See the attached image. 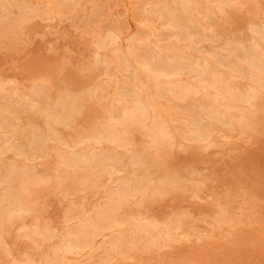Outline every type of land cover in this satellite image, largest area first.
<instances>
[{
    "label": "rangeland",
    "instance_id": "obj_1",
    "mask_svg": "<svg viewBox=\"0 0 264 264\" xmlns=\"http://www.w3.org/2000/svg\"><path fill=\"white\" fill-rule=\"evenodd\" d=\"M6 1V2H5ZM0 0V112L4 115L0 117V264H264V107L259 111L254 107L260 104L263 106L264 97L258 99L254 105L244 104L252 110L253 115L248 121L246 127L241 124L237 126L225 127L217 125L210 130L206 138L194 139L190 132L191 122L189 120L188 110L203 116V123L209 126L212 121L206 117L205 108L208 106L220 109V113L232 115L241 118V113L236 108H228L223 103V94L218 91L217 87H212L208 82L196 75L197 64L202 60L208 59L210 67L225 78V84L233 86L234 89H245L251 86L248 77L239 74L231 67L232 65L244 64L242 61L243 53L241 50L226 51L223 48V41L226 38L235 40L248 39L253 31L255 24L264 22V0H227L218 6L216 0H195L192 4V10L188 16L199 21L200 25L207 28V32L214 34L213 39L199 37L184 38L182 34L177 36L175 30L166 22L163 15L156 11L157 5L161 2L170 0ZM43 3H42V2ZM58 1V2H57ZM70 1V2H69ZM78 1V2H77ZM97 1V2H96ZM101 1V2H100ZM118 1V2H117ZM137 1V2H136ZM149 1V2H148ZM233 1V2H232ZM252 1V2H251ZM11 2V3H10ZM13 2V4H12ZM16 2V3H15ZM28 4H27V3ZM34 2V3H33ZM41 2V4H40ZM72 2V4H70ZM100 2V3H99ZM103 2V4H102ZM133 2H135L133 4ZM154 2V3H153ZM157 2V3H156ZM205 2V4H204ZM208 2V4H207ZM213 2V4L210 3ZM236 2V3H234ZM239 2V4H238ZM243 2V3H242ZM256 2V3H255ZM259 2V3H258ZM2 3V4H1ZM4 3V4H3ZM57 3V4H56ZM65 3V4H64ZM68 3V4H66ZM99 3V4H97ZM119 3V4H118ZM125 3V4H124ZM131 5H130V4ZM150 3V4H149ZM22 4V5H21ZM38 4V5H37ZM39 4L41 6H39ZM43 4V6H42ZM50 4V5H49ZM54 4V5H53ZM59 4V5H58ZM64 4V5H63ZM91 4V5H90ZM103 6H101V5ZM136 4V5H135ZM203 4L206 6L202 8ZM230 4V5H229ZM258 4V5H257ZM260 4V5H259ZM47 5V6H46ZM66 5V6H65ZM97 5V6H96ZM154 5V6H153ZM210 5V6H209ZM226 8H225V6ZM234 8H231V6ZM244 5V6H243ZM248 5V6H246ZM25 6V7H24ZM32 6V7H31ZM37 6V7H36ZM65 6V7H64ZM71 6V7H67ZM88 6V7H87ZM90 6V7H89ZM94 6V7H92ZM124 6V7H123ZM129 6V7H127ZM135 6V8H132ZM137 6V7H136ZM194 6V8H193ZM208 6V7H207ZM224 6V7H223ZM237 6V7H236ZM258 6V7H256ZM261 6V7H260ZM21 10H20V8ZM34 7V8H33ZM39 7V8H38ZM46 9H44V8ZM53 7V8H52ZM81 7V8H80ZM97 7H99L97 9ZM120 7V9H119ZM140 7V8H139ZM144 7V9L142 8ZM245 9H244V8ZM19 10H18V9ZM72 8V9H70ZM95 8V10H93ZM129 8V9H128ZM131 8V10H130ZM225 8V9H224ZM236 8V9H235ZM241 8V9H240ZM249 8V9H247ZM256 8V9H255ZM12 11H11V10ZM23 9V11H22ZM39 9V10H38ZM51 9V10H50ZM59 9V10H58ZM67 9V11H65ZM71 11H70V10ZM74 9V10H73ZM81 9V11H80ZM100 9V10H99ZM108 9V10H107ZM126 9V11H125ZM139 9V11H138ZM149 9V11L147 10ZM151 9V10H150ZM200 9V11L198 10ZM207 9L211 12L210 17L206 18L202 13ZM216 9V10H215ZM221 11H219V10ZM224 9V10H223ZM240 9V10H239ZM34 10V11H32ZM93 10V11H92ZM98 10V11H97ZM120 10V11H119ZM129 10V11H128ZM197 10V12H196ZM204 10V11H203ZM213 10V11H212ZM249 10V12L247 11ZM259 10V11H258ZM263 10V11H262ZM19 11V12H17ZM77 11L80 13H77ZM86 11V13H85ZM134 11V12H132ZM151 11V12H150ZM153 11V12H152ZM195 11V12H194ZM215 11V12H214ZM229 11V12H228ZM234 11V12H233ZM262 11V12H261ZM12 12V13H11ZM24 12V13H23ZM39 12V13H38ZM47 12V14H46ZM65 12V13H64ZM128 12V13H127ZM131 12V13H130ZM199 12V13H198ZM222 14H221V13ZM226 12V13H225ZM228 12V13H227ZM237 12V13H236ZM244 12V13H242ZM34 13V14H33ZM94 13V14H93ZM126 13V15L124 14ZM133 13V14H132ZM148 13V14H147ZM152 13V14H151ZM158 13V14H157ZM196 13V14H195ZM198 13V14H197ZM235 13V14H234ZM16 14V15H14ZM21 14V15H20ZM33 14V15H32ZM59 14V15H58ZM93 14V16H92ZM156 14L158 16H156ZM194 14V15H192ZM228 14V15H226ZM256 14V15H255ZM261 14V15H260ZM12 15V16H11ZM20 15V16H19ZM35 15L37 17H35ZM65 15V16H64ZM91 15V16H89ZM95 15V16H94ZM160 15V17H159ZM192 15V16H191ZM196 15V16H195ZM226 15V16H225ZM254 15V16H253ZM31 16V17H30ZM53 16V17H52ZM59 16V17H57ZM72 16V17H71ZM97 16V17H96ZM124 16V17H122ZM126 16V17H125ZM145 16V17H144ZM224 16V17H223ZM229 16V17H228ZM233 16V17H232ZM263 16V17H262ZM32 17H34L32 19ZM40 17V18H39ZM44 17V18H42ZM75 17V18H74ZM95 17V18H94ZM102 17V19H100ZM119 17V18H118ZM144 17V18H143ZM157 17V18H156ZM159 17V18H158ZM217 17V18H216ZM222 17V19H221ZM237 17V18H236ZM255 17V18H254ZM259 17V18H258ZM262 17V18H261ZM57 18V20H55ZM66 18V19H65ZM73 18V19H72ZM129 18V19H128ZM132 18V19H131ZM214 18V19H213ZM229 18V19H228ZM10 19V20H9ZM12 19V20H11ZM27 19V20H26ZM31 19V20H30ZM36 19V21H35ZM44 19V21H43ZM45 19H49L45 22ZM52 19V20H51ZM64 19V20H63ZM72 19V20H71ZM83 19V20H82ZM144 19V20H142ZM209 19V20H208ZM218 19V20H217ZM233 19V20H231ZM238 19V20H237ZM6 20H9L8 23ZM19 22H18V21ZM26 20V21H25ZM89 20V21H88ZM133 20V21H132ZM148 20V21H147ZM157 20V21H156ZM162 20V21H161ZM212 20V21H211ZM222 20V21H221ZM227 20V22H226ZM17 21V22H16ZM25 21V22H24ZM62 21V23H61ZM82 21L84 22L82 23ZM88 21V22H87ZM92 21V22H90ZM111 23H109V22ZM156 21V22H154ZM159 21V22H158ZM162 23H161V22ZM212 23H211V22ZM234 21V22H233ZM249 21V22H248ZM13 22V23H10ZM31 22V23H29ZM53 22V23H52ZM105 22V24L103 23ZM127 22V23H126ZM130 22V23H129ZM164 22V23H163ZM219 22H222L221 24ZM42 25H41V24ZM49 23V24H48ZM108 23V24H106ZM155 25L152 26V24ZM206 23V24H205ZM215 23V24H214ZM227 23V24H226ZM239 23V24H238ZM241 23V24H240ZM11 24V25H10ZM22 24V25H21ZM125 24V25H124ZM146 24V25H145ZM209 24V26H208ZM231 24V26H230ZM10 25V26H8ZM16 25V26H15ZM38 25V26H37ZM62 25H64L62 27ZM85 25V26H84ZM102 25H104L102 27ZM109 25V26H108ZM119 25V26H118ZM205 25V26H204ZM213 25V26H212ZM249 25V26H248ZM253 25V26H252ZM5 26V27H4ZM53 26V27H52ZM58 26V27H57ZM60 26V27H59ZM82 26V27H81ZM98 26V27H97ZM114 26V27H113ZM156 26V27H155ZM165 26V27H164ZM208 26V27H206ZM224 26V27H223ZM239 26V27H238ZM34 27V28H33ZM44 27V28H43ZM50 27V28H49ZM66 27V28H65ZM81 27V28H79ZM117 27V28H116ZM125 27V28H124ZM210 27V28H209ZM226 27V28H225ZM15 28V29H14ZM19 28L20 31L17 29ZM21 28V29H20ZM23 28V29H22ZM91 28V29H90ZM137 28V29H136ZM156 28V29H155ZM228 28V30H227ZM232 28V30H231ZM238 28V29H237ZM2 29V30H1ZM48 29V31H47ZM56 29V30H55ZM76 29V30H75ZM81 29V30H79ZM109 29V31H108ZM168 31H167V30ZM171 29V30H170ZM213 31H212V30ZM235 29V30H234ZM242 29V30H241ZM248 29V30H246ZM26 32H25V31ZM33 30V33H31ZM55 30V31H54ZM58 30V31H57ZM75 30V31H74ZM95 30V31H93ZM100 30V31H99ZM145 30V31H144ZM154 30V31H153ZM161 30V31H160ZM170 30V31H169ZM230 30V31H229ZM51 31V32H50ZM55 33H54V32ZM86 31V33H85ZM99 31V32H98ZM239 31V32H238ZM241 31V33H240ZM9 34H8V33ZM21 32V33H20ZM61 32V33H60ZM82 32V33H81ZM104 32V33H103ZM107 32V33H106ZM110 32V33H109ZM160 32V35H159ZM171 32V33H169ZM215 32V33H214ZM217 32V33H216ZM223 32V33H222ZM231 32V33H229ZM234 32V36H233ZM244 32V33H243ZM7 33V34H6ZM16 33V34H15ZM66 33V34H65ZM114 34V38H108L109 34ZM128 33V34H127ZM158 33V34H157ZM163 33V34H162ZM167 33V34H166ZM226 38L224 37V34ZM227 33V34H226ZM229 33V35H228ZM12 34V35H11ZM18 34V35H17ZM30 34V35H29ZM42 34V35H41ZM47 36H46V35ZM57 34V35H56ZM117 34V35H116ZM141 34V35H140ZM145 34V36H143ZM232 34V36H231ZM240 34V35H239ZM248 34V35H247ZM23 35V36H22ZM35 35V36H34ZM66 35V36H65ZM106 35V36H105ZM162 35V36H161ZM168 35V38L166 37ZM172 35V36H169ZM175 35V36H174ZM219 35V36H217ZM108 36V37H107ZM159 36V37H158ZM244 36V37H241ZM15 37V38H13ZM20 37V38H19ZM62 37V38H60ZM71 37V39H70ZM98 37V38H97ZM138 37V38H137ZM158 37V38H157ZM172 37V38H171ZM181 37V38H180ZM219 37V38H218ZM221 37V38H220ZM236 37V38H235ZM246 37V38H245ZM2 38V39H1ZM19 40H18V39ZM33 38V39H32ZM167 38V40H165ZM219 40H216V39ZM10 39V40H9ZM12 39V40H11ZM18 40L15 42V40ZM24 39V41H23ZM31 39V40H30ZM43 39V40H42ZM96 39V40H95ZM100 39H104L102 42ZM118 39V40H117ZM131 39V40H130ZM147 39V40H146ZM159 39V40H158ZM161 39V40H160ZM179 39V40H178ZM185 39V40H184ZM223 39V40H221ZM21 40V41H20ZM30 40V41H29ZM94 40V41H93ZM115 40V41H114ZM207 40V41H206ZM211 40V41H210ZM212 40H214L212 42ZM7 41V42H6ZM10 41V43H9ZM29 41V42H28ZM53 41V42H52ZM97 41V42H96ZM109 43H108V42ZM132 41V42H131ZM135 41V42H134ZM142 41V42H141ZM173 41V42H172ZM176 41V42H175ZM178 41V42H177ZM180 41V42H179ZM217 41V42H216ZM219 41V43H218ZM13 42V43H12ZM45 42V43H44ZM49 42V44H48ZM56 42V43H55ZM118 42V43H117ZM141 42V43H140ZM148 42V43H147ZM150 42V43H149ZM152 42V43H151ZM192 42V45H191ZM200 42V43H199ZM204 42V44L202 43ZM206 42V43H205ZM215 42V43H214ZM222 42V43H221ZM5 43V45H4ZM22 45V46H20ZM33 43V44H32ZM99 43V44H98ZM100 43H103L102 45ZM105 43V44H104ZM208 43V44H207ZM210 43V44H209ZM217 43V45H216ZM8 44V49L6 45ZM13 44L14 46L10 45ZM18 44V45H15ZM25 44V46H24ZM64 44V46H63ZM147 44V45H146ZM149 44V45H148ZM186 44V46H185ZM45 45V46H44ZM51 45V46H50ZM161 45V46H160ZM194 45H197L194 47ZM203 45V46H202ZM208 45V46H207ZM220 45V46H219ZM5 46V47H4ZM12 46V47H11ZM66 46V47H65ZM100 48H99V47ZM103 46V47H102ZM146 46V47H145ZM149 48H148V47ZM152 49H151V47ZM154 46V47H153ZM170 46V47H169ZM190 46V48H189ZM207 46V47H206ZM212 46V48H211ZM217 46V47H216ZM4 47V48H3ZM24 47V48H23ZM57 47V48H56ZM64 47V48H63ZM136 47V48H135ZM139 47V48H138ZM180 47V48H179ZM188 47V48H187ZM193 47V48H192ZM201 47V48H200ZM14 48V49H13ZM18 48L20 50H18ZM48 48V49H46ZM63 48V49H62ZM69 48V49H68ZM94 48V49H93ZM114 48V49H113ZM168 48V49H166ZM200 48V49H199ZM206 48V49H205ZM28 49V50H27ZM40 49V50H39ZM56 49V50H55ZM119 49V50H118ZM142 49V50H140ZM147 49V51H146ZM155 49V50H154ZM160 49V50H159ZM205 49V50H204ZM209 49V51H208ZM217 51H216V50ZM223 49V50H222ZM12 50V51H11ZM18 50V51H16ZM49 50V51H47ZM68 50V51H67ZM70 50V51H69ZM100 50V51H99ZM206 51V52H203ZM211 50V51H210ZM220 50V51H219ZM6 51V52H5ZM21 51V52H20ZM27 51V52H26ZM35 51V52H34ZM37 51V52H36ZM63 51H65L63 53ZM74 51V52H73ZM102 51V52H101ZM106 51V52H105ZM120 51V52H119ZM135 51V53H134ZM150 51V52H149ZM152 51V52H151ZM155 51V52H154ZM158 51V53H157ZM161 51V52H160ZM167 51V52H166ZM213 51V52H212ZM24 52H26L24 54ZM42 52V53H41ZM45 52V53H44ZM49 52V53H46ZM56 52V53H55ZM118 52V53H117ZM137 52V53H136ZM208 52V53H207ZM236 52V53H235ZM6 53V55H5ZM8 53V54H7ZM14 54V56L12 54ZM72 53V54H71ZM96 55H94V54ZM98 53V55H97ZM114 53V54H112ZM144 53V55H143ZM146 53V55H145ZM151 54V56L149 55ZM161 53V54H160ZM164 53V54H163ZM211 53L220 54L226 62L220 63L215 60ZM230 53V54H229ZM238 53V55H237ZM242 53V54H241ZM24 54V55H23ZM50 54V55H49ZM55 54V55H54ZM59 54V55H58ZM72 55L69 56V55ZM171 54V56H170ZM204 54V55H203ZM234 54V55H233ZM17 55V56H15ZM47 55V56H46ZM66 55V56H65ZM77 55V56H76ZM127 55V56H126ZM133 55V56H132ZM140 55L141 58H140ZM155 55H161L157 57ZM169 55L170 57H168ZM178 55V56H177ZM183 55V56H182ZM13 56V57H12ZM92 56V57H91ZM95 56V57H93ZM149 56V57H148ZM177 56L184 59L187 65L181 73L171 76L163 74L168 61ZM194 56V57H193ZM203 56V57H202ZM38 57V58H37ZM59 57V58H58ZM75 57V59H74ZM89 57V58H88ZM114 57V58H113ZM128 57V58H127ZM154 58V68L146 67V61ZM157 57V58H156ZM183 57V58H182ZM239 57V58H237ZM5 58V59H4ZM30 58V59H29ZM52 58V60H51ZM102 58V59H101ZM104 58V59H103ZM138 58V59H137ZM161 58V59H160ZM189 58V59H188ZM198 58V62L195 61ZM229 58V59H228ZM235 58V59H234ZM10 59V60H9ZM14 59V60H12ZM40 59V60H39ZM64 59V60H63ZM95 59V60H94ZM136 59V60H135ZM160 61H159V60ZM166 59V60H163ZM168 59V61H167ZM7 60V61H6ZM80 60V61H79ZM82 60V61H81ZM85 62H84V61ZM93 60V61H92ZM97 60V62H96ZM106 60V61H105ZM109 60V61H108ZM111 60V61H110ZM127 60V61H125ZM143 60V61H142ZM188 60V61H187ZM200 60V61H199ZM234 60V61H233ZM236 60V61H235ZM19 61V62H18ZM67 61V62H65ZM79 61V62H78ZM122 61V62H120ZM138 61V63L136 62ZM187 61V63H186ZM5 62V63H4ZM40 62V63H39ZM70 62V64L68 63ZM78 62V63H77ZM92 62V63H91ZM94 62V63H93ZM101 62V63H99ZM108 62V63H106ZM145 62V63H144ZM157 62V63H156ZM159 62V64H158ZM191 65H190V63ZM196 62V63H195ZM212 62V63H211ZM234 62V63H233ZM18 63V64H17ZM66 63V64H65ZM72 63V64H71ZM81 65H80V64ZM87 63V65H86ZM90 63L91 65H89ZM98 63V64H97ZM105 63V64H104ZM113 63V64H112ZM118 63V64H117ZM141 63V64H140ZM167 63V64H166ZM229 63V64H227ZM7 64V65H6ZM26 64V65H25ZM38 64V65H37ZM74 64V65H73ZM76 64V66H75ZM101 64V65H100ZM135 64V65H133ZM140 64V65H139ZM190 67H189V65ZM218 67L215 69V67ZM226 64V65H225ZM242 64V65H243ZM31 65V67H30ZM58 65V66H57ZM64 65V66H63ZM95 65V66H94ZM119 65V66H118ZM224 65V66H223ZM4 66V67H3ZM13 66V67H12ZM17 66V67H16ZM61 66V69H60ZM84 66V67H83ZM121 66V67H120ZM126 66V67H125ZM128 66V67H127ZM133 66V67H132ZM138 66V67H136ZM143 66V67H142ZM156 66V67H155ZM163 66V68H162ZM168 66V65H167ZM195 66V67H194ZM22 67V68H21ZM50 67V68H49ZM57 67V68H55ZM65 69H63V68ZM79 67V68H78ZM86 67V68H85ZM94 67V68H93ZM103 67V68H102ZM107 71H105V69ZM107 67V68H106ZM115 67V68H114ZM124 67V68H123ZM192 67V68H191ZM194 67V69H193ZM214 67V68H213ZM229 67V68H228ZM24 68V69H23ZM28 68V69H27ZM78 68V69H77ZM99 68V69H98ZM113 68V69H111ZM119 68V69H118ZM123 68V69H122ZM126 68V69H125ZM139 68V69H138ZM162 68V69H160ZM46 69V70H45ZM51 72H47L48 70ZM55 69V70H53ZM70 69V72H69ZM77 69V70H76ZM80 69V70H79ZM115 69V70H114ZM130 69V70H129ZM150 69V70H149ZM218 69V70H217ZM220 69V70H219ZM229 71H227V70ZM7 70V71H6ZM17 70V71H15ZM60 70V71H59ZM66 70L65 72L62 71ZM92 70V71H91ZM94 70V72H93ZM103 70V71H102ZM121 70V71H120ZM124 70V71H123ZM140 70V71H139ZM153 72H152V71ZM158 72H157V71ZM162 72H161V71ZM188 70V71H187ZM26 71V72H25ZM80 71V72H79ZM84 71V72H83ZM115 71V72H114ZM123 71V72H122ZM187 73H186V72ZM192 71V72H191ZM223 71V73H222ZM5 72V73H4ZM7 72V73H6ZM18 72V73H17ZM29 72V73H28ZM77 72V73H76ZM96 72V73H95ZM98 72V73H97ZM110 72V73H109ZM136 72V73H135ZM146 74H145V73ZM184 72V74H182ZM194 72V74H192ZM221 72V73H220ZM11 73V74H10ZM13 73V74H12ZM23 73V74H22ZM27 73V74H25ZM33 73V74H32ZM81 73V74H80ZM86 73V74H85ZM103 73V74H102ZM128 73V75H126ZM227 73V75H225ZM231 75H230V74ZM236 73V74H235ZM238 73V74H237ZM37 74V75H36ZM76 74V75H75ZM117 74V75H116ZM124 74V75H123ZM132 76H131V75ZM145 74V75H144ZM192 74V75H191ZM15 75V76H14ZM28 75V76H27ZM48 75V77H46ZM50 75V76H49ZM52 75V77H51ZM58 75V76H57ZM63 75V76H62ZM116 75V77H114ZM157 80L153 77L157 76ZM165 75V76H164ZM191 75V76H189ZM37 76V77H36ZM66 76V77H65ZM88 76V77H86ZM100 76V77H99ZM105 76V77H104ZM110 78H109V77ZM119 76V77H117ZM124 76V77H123ZM127 76V77H126ZM145 78H143V77ZM151 76V77H150ZM160 76V77H159ZM227 76V77H226ZM232 76V79H231ZM2 77V78H1ZM8 78V80L6 79ZM12 77V78H11ZM46 77V78H45ZM97 77V79H95ZM104 77V78H103ZM126 77V78H125ZM134 77L133 79H131ZM148 77V78H147ZM198 77V78H197ZM236 77V78H235ZM5 78V79H4ZM16 78V79H15ZM34 80H33V79ZM50 78V79H49ZM55 78V79H54ZM75 78V79H73ZM79 78V79H78ZM93 78V79H92ZM103 78V79H102ZM113 78V79H112ZM117 78V79H116ZM121 78V79H120ZM136 78V79H135ZM140 78H142V81ZM162 78V79H161ZM165 78V81H164ZM169 78V79H168ZM176 78V79H175ZM2 79V80H1ZM14 79V80H13ZM102 79V80H100ZM127 79V80H126ZM172 79V80H171ZM186 81H185V80ZM191 79V80H190ZM200 79V80H199ZM231 79V80H230ZM42 80V81H41ZM47 80V81H45ZM75 80V81H74ZM77 80V81H76ZM94 80V82H93ZM99 80V81H98ZM112 80V81H111ZM132 80V81H131ZM141 80V82H140ZM147 80V81H146ZM155 80V81H154ZM161 82L159 83L158 81ZM176 80L185 85H197L196 93H191L183 100L168 96L170 102L177 104L169 105V100L161 97L158 93L160 85L165 91L167 86ZM228 80V81H227ZM32 81V83L30 82ZM50 81V82H49ZM63 81V82H62ZM66 82V84L64 83ZM91 81V82H90ZM116 81V82H115ZM122 81V82H121ZM200 81V82H198ZM232 81V82H231ZM2 82V83H1ZM7 82V83H5ZM37 82V83H36ZM39 82V83H38ZM46 82V83H45ZM97 82V84H96ZM99 82V84H98ZM126 82V83H125ZM171 82V83H170ZM191 82V83H190ZM229 84H228V83ZM31 83V84H30ZM39 84L34 85V84ZM41 83V84H40ZM107 85H106V84ZM135 84L141 90L142 97L146 101L153 100L155 107L150 110V116L161 118L166 121L169 134L164 137L160 148H156L148 143L145 135L141 130L133 128L129 134L133 138L132 144H113L111 142H96L94 140H85L88 135L96 133L102 127L107 125L111 116L122 114L126 107L133 105L131 98L120 93L119 87ZM144 83L146 85H144ZM157 83V85H156ZM159 83V84H158ZM204 83V85L202 84ZM248 83V84H247ZM4 84V85H3ZM51 84V85H49ZM53 84V85H52ZM69 84V85H67ZM86 84V85H85ZM109 84V85H108ZM120 84V85H119ZM207 84V85H206ZM233 84V85H232ZM236 84V85H234ZM8 85V86H7ZM32 85V86H31ZM47 85V86H46ZM90 85V86H89ZM96 85V86H95ZM155 85V86H154ZM7 86V88H6ZM29 86H31L30 89ZM35 86V87H34ZM50 86V87H49ZM70 86L71 90L70 91ZM76 86V87H75ZM80 88H79V87ZM102 86V87H101ZM105 86V88H104ZM115 86V87H114ZM159 86V87H158ZM166 86V87H165ZM168 86V87H169ZM202 86L204 88H202ZM211 86V87H210ZM245 86V87H244ZM28 87V88H27ZM37 87V88H36ZM47 87V88H46ZM55 87V88H54ZM58 89H57V88ZM90 87V88H89ZM108 87V88H107ZM157 87V88H156ZM209 87V88H208ZM244 87V88H243ZM19 88V89H18ZM24 88V89H23ZM46 88V89H45ZM89 88V89H86ZM118 88V89H117ZM207 88V89H206ZM214 88V89H213ZM14 89V91H13ZM16 89V90H15ZM28 89V90H27ZM44 89V90H42ZM77 89V90H76ZM85 92H84V90ZM95 89V90H94ZM158 89V90H157ZM12 90V91H11ZM27 90V91H26ZM36 90V92H35ZM39 90V92H38ZM61 90V91H60ZM91 90V92L89 91ZM116 90V91H115ZM202 90V92H201ZM204 90V93H203ZM214 92H213V91ZM216 90V91H215ZM68 91V92H67ZM76 91V92H75ZM80 91V92H77ZM206 91V92H205ZM209 91V92H208ZM212 91V93H210ZM31 92V93H30ZM60 92V93H59ZM63 94H62V93ZM75 92V93H73ZM88 92V93H87ZM95 92V94H94ZM99 92V93H98ZM104 92V93H103ZM151 92V93H149ZM208 92V93H207ZM216 92V94H215ZM219 92V93H218ZM13 93V94H12ZM15 93V94H14ZM36 93V94H35ZM40 93V95H39ZM43 93V94H42ZM72 95H71V94ZM78 93L80 95H78ZM102 93V95H101ZM114 93V94H113ZM117 93V94H116ZM203 93V94H202ZM10 94V96H9ZM12 94V95H11ZM25 94V95H24ZM28 94V95H27ZM35 96H33V95ZM67 94V95H66ZM89 94V95H88ZM94 94V96H93ZM98 94L97 96H95ZM122 94V95H120ZM150 94V95H149ZM152 94V95H151ZM194 94V95H193ZM44 95V96H43ZM57 95V96H56ZM88 98H85L86 96ZM106 96L105 97H103ZM146 95V96H145ZM160 95V96H159ZM18 96V97H17ZM27 96V97H26ZM32 96V97H31ZM54 96V97H53ZM60 96V97H58ZM111 96V97H110ZM196 96V98H194ZM212 96V97H211ZM216 96V97H214ZM222 96V97H221ZM2 97V98H1ZM7 99H6V98ZM22 97V98H21ZM36 97V99H35ZM52 99H51V98ZM56 97V98H55ZM68 97V98H67ZM100 97V98H99ZM103 97V98H102ZM108 97V98H107ZM114 97V98H113ZM151 97V98H150ZM11 98V100H10ZM28 98V99H27ZM54 98V99H53ZM59 98V99H58ZM65 98V100H64ZM99 98V101H97ZM102 98V100H100ZM112 98V99H111ZM117 98V99H116ZM190 98V99H189ZM10 101H9V100ZM30 99V101H29ZM47 99V100H46ZM93 99V100H92ZM96 99V101H95ZM106 99V100H105ZM116 99V100H115ZM123 99V101L121 100ZM196 101H195V100ZM216 99V100H215ZM27 100V101H26ZM62 100V101H60ZM71 100V101H70ZM112 100V101H111ZM175 100V101H174ZM189 100V101H188ZM198 100V101H197ZM222 102H221V101ZM7 101V102H6ZM23 101V102H22ZM34 101V104H33ZM74 101L76 111L71 117L69 124L54 122L52 117H48L40 106L48 104L54 112H68V106ZM94 101V102H93ZM101 101V102H100ZM129 101V102H126ZM179 101V103H178ZM188 101V102H187ZM219 101V102H218ZM4 102V103H3ZM19 102V103H18ZM22 102V103H21ZM38 102V103H37ZM53 104H51V103ZM60 104H58V103ZM70 102V103H69ZM106 102L108 104H106ZM111 102V103H110ZM115 104H114V103ZM123 102V103H122ZM181 102L183 103L181 105ZM186 102V103H185ZM191 102V103H190ZM201 102V103H200ZM205 102V103H204ZM211 102V104H210ZM214 102V103H212ZM216 102V103H215ZM18 103V104H17ZM32 103V104H31ZM62 103V104H61ZM69 103V104H68ZM83 105L81 106V104ZM88 103V108L86 107ZM105 103V104H103ZM132 103V104H131ZM163 103V104H161ZM166 103V104H165ZM168 103V105H167ZM200 103V104H199ZM203 103V104H202ZM220 103V104H219ZM9 104V106H8ZM58 104V105H57ZM100 104V105H99ZM111 104V105H110ZM123 106H122V105ZM202 104V106H201ZM218 104V105H217ZM224 104V103H223ZM11 105V106H10ZM26 105V106H25ZM29 105V106H28ZM34 107H33V106ZM55 105V106H54ZM68 105V106H67ZM81 107H80V106ZM105 105V106H104ZM176 105V107H175ZM204 105H206L204 107ZM246 105V106H245ZM14 106V107H13ZM18 106V107H16ZM20 106V107H19ZM38 106V107H37ZM56 108H54V107ZM104 106V107H103ZM119 106V108H118ZM169 106V107H168ZM171 106V107H170ZM178 106V107H177ZM185 106V107H183ZM189 106V107H188ZM219 106V107H218ZM254 106V107H251ZM10 107V108H9ZM33 107V108H32ZM66 107V109H65ZM107 107V108H106ZM125 107V108H124ZM182 107V108H181ZM193 107V108H192ZM199 107V108H198ZM226 107V108H225ZM12 108V109H11ZM16 111H14V109ZM31 108V109H30ZM39 109V111L37 110ZM91 108V109H90ZM101 108V109H100ZM104 108V109H103ZM123 108V109H121ZM169 108V109H168ZM173 108V110H172ZM254 108V109H252ZM8 109V110H7ZM55 109V110H54ZM68 109V110H67ZM112 109V110H111ZM178 109V110H177ZM6 110V111H5ZM21 110V111H19ZM42 110V111H41ZM63 110V111H61ZM66 110V111H65ZM87 110V111H86ZM104 110V111H103ZM111 110V111H110ZM122 110V112H121ZM159 111L158 113L156 112ZM175 110V111H174ZM185 110V111H184ZM225 110V111H224ZM250 110V111H251ZM255 110V111H253ZM5 111V112H3ZM11 111V113H10ZM99 111V112H97ZM102 111V112H101ZM173 111V112H172ZM179 111V112H178ZM187 111V112H186ZM7 112V113H6ZM20 112V114H19ZM22 112L25 113L22 114ZM31 112V113H30ZM39 112V113H38ZM44 112V113H43ZM89 112V113H88ZM90 112H92L90 114ZM106 112V113H105ZM111 112V113H110ZM175 112V113H174ZM186 112V113H185ZM227 112V113H225ZM230 112V114H228ZM257 112V113H256ZM9 113V114H8ZM14 113V114H13ZM18 113V114H17ZM28 113V114H27ZM77 116H76V114ZM179 113V114H178ZM237 113V114H236ZM259 113V114H258ZM6 114L8 115L6 117ZM16 114V115H15ZM86 114V115H85ZM103 114V115H102ZM159 114V115H158ZM170 116H169V115ZM174 114V115H173ZM258 114V115H257ZM21 115V116H20ZM45 115V116H44ZM75 115V116H74ZM102 115V116H101ZM105 115V116H104ZM176 115V117H175ZM240 115V116H239ZM3 116V118H2ZM16 116V117H15ZM20 116V117H19ZM27 116V117H26ZM30 118H29V117ZM36 116V117H35ZM74 116V117H73ZM186 116V117H185ZM33 117V118H32ZM96 117V118H95ZM149 117L146 124L150 125L152 119ZM175 117V118H173ZM24 118V119H23ZM31 120L30 122L29 119ZM40 118V119H39ZM45 118V119H44ZM48 118V119H47ZM153 118V117H152ZM173 118V119H172ZM183 118V119H182ZM186 118V119H185ZM206 118V119H205ZM254 118V119H253ZM258 118V119H257ZM2 119V120H1ZM15 120L16 123L7 125V120ZM17 119V120H16ZM23 119V120H22ZM36 121H34V120ZM38 119V120H37ZM159 119V120H160ZM173 121H172V120ZM180 119V120H179ZM6 120V121H5ZM51 120V121H50ZM85 120V121H84ZM152 120V121H151ZM178 120V121H177ZM185 122H184V121ZM207 120V121H206ZM3 121V122H2ZM14 121V122H15ZM21 121V122H20ZM23 121V122H22ZM33 121V122H32ZM47 121V122H46ZM101 121V122H100ZM150 121V122H149ZM175 121V122H174ZM181 121V123H180ZM187 121V122H186ZM256 121V123H255ZM261 123H260V122ZM37 122V123H36ZM42 122V123H41ZM45 122V123H44ZM100 122V123H98ZM36 123V124H35ZM44 123V124H43ZM46 123L48 125H46ZM51 123V126H50ZM85 123V124H84ZM88 123V124H87ZM95 123V125H94ZM4 124V125H3ZM29 124V125H28ZM41 124V125H40ZM54 124V125H53ZM64 124V125H63ZM72 124V126H71ZM81 124V125H80ZM106 124V125H104ZM261 124V126H260ZM23 127H22V126ZM26 125V126H25ZM28 125V126H27ZM36 125V126H35ZM40 127H38V126ZM61 125V126H60ZM67 126V128L65 127ZM186 125V126H185ZM254 125V127H253ZM6 129H5V127ZM76 126V127H75ZM189 126V127H188ZM220 126V128H219ZM16 127V128H14ZM22 127V129H21ZM30 127V128H28ZM35 129H34V128ZM51 127V128H50ZM61 127V128H60ZM75 127V128H74ZM86 127V128H85ZM170 127V128H169ZM177 129H176V128ZM183 127V128H182ZM186 127V128H185ZM237 127V128H236ZM24 128V129H23ZM38 128V129H37ZM41 128V129H40ZM50 128V129H49ZM53 128V130H52ZM64 128V130H63ZM74 128V129H73ZM89 128V130L87 129ZM173 128V129H172ZM223 128V129H222ZM228 128V129H227ZM256 128V129H255ZM258 128V129H257ZM5 129V130H4ZM8 129V130H7ZM37 129V130H36ZM46 129V130H45ZM58 129V130H57ZM83 129V130H82ZM86 129V130H85ZM189 129V130H188ZM225 129V130H224ZM14 130V131H13ZM19 130V131H18ZM22 130V131H21ZM26 130V131H25ZM32 130V131H31ZM34 130V131H33ZM97 130V131H96ZM135 130V131H134ZM188 133H185V131ZM218 130V132H216ZM224 130V131H223ZM256 132H255V131ZM48 131V132H46ZM51 131V132H50ZM83 131V132H82ZM86 131V132H85ZM173 131V132H172ZM1 132H3L1 134ZM6 132V133H4ZM16 132V133H15ZM25 132V133H24ZM28 134H27V133ZM30 132V133H29ZM56 135H55V133ZM59 132V133H58ZM66 132V133H65ZM77 132V133H76ZM132 132V133H131ZM135 134H134V133ZM220 132V133H219ZM221 132L223 133L221 135ZM233 132V133H232ZM240 132V133H238ZM244 134H243V133ZM261 132V133H259ZM32 133V134H31ZM49 133V134H48ZM74 133V134H73ZM138 133V134H137ZM182 133V134H181ZM216 133V134H215ZM229 133V134H228ZM14 134V135H13ZM37 134V135H36ZM39 134V135H38ZM71 134V135H70ZM76 134V135H75ZM5 137H4V136ZM21 135V136H20ZM31 135V136H30ZM36 137H35V136ZM42 135V136H41ZM44 135V136H43ZM73 135H75L73 137ZM140 135V136H139ZM183 135H186L185 137ZM191 135V136H190ZM212 135V136H211ZM215 135V136H214ZM216 135H219L216 137ZM10 136V137H9ZM15 136V137H14ZM25 136V137H24ZM38 136V137H37ZM137 136V137H136ZM3 137V138H2ZM52 139L46 141V138ZM58 137V138H57ZM78 137V138H77ZM139 137V138H138ZM175 137V138H174ZM177 137V138H176ZM220 137V138H219ZM225 137V138H224ZM11 138V139H10ZM21 138V139H20ZM23 138V139H22ZM36 138V139H35ZM45 138V139H44ZM72 138V139H71ZM169 138V139H168ZM186 138V139H184ZM193 138V140H192ZM216 138V139H213ZM223 140H222V139ZM238 138V139H237ZM241 138V139H240ZM243 138V139H242ZM255 138V139H254ZM263 138V139H262ZM20 139V140H19ZM31 139V140H30ZM62 139V140H60ZM74 139V140H73ZM76 139V140H75ZM84 139V143L83 140ZM143 139V140H142ZM145 139V140H144ZM229 139V141H228ZM262 139V140H261ZM9 140L8 142H6ZM17 140V142H16ZM19 140V141H18ZM25 140V141H24ZM34 140V141H33ZM141 140V141H140ZM192 140V141H191ZM210 140V141H209ZM235 143H233L232 141ZM237 140V141H236ZM243 140V141H240ZM260 140V141H259ZM2 141V142H1ZM15 141V142H14ZM21 141V142H20ZM51 141V142H50ZM56 141V142H55ZM65 143H64V142ZM73 141V142H72ZM86 141V142H85ZM165 141V143H164ZM176 141L178 143H176ZM194 141V142H193ZM219 141V143H218ZM226 141V142H224ZM247 141V142H246ZM5 142V143H3ZM24 142H26L24 144ZM35 144H34V143ZM37 142V143H36ZM48 142V143H47ZM55 142V143H54ZM198 142V143H197ZM200 142V143H199ZM215 142V143H214ZM232 142V143H231ZM238 142V143H237ZM241 142V143H240ZM245 142V143H244ZM7 143V144H6ZM13 143V144H12ZM20 143V144H19ZM22 143V144H21ZM40 143V144H39ZM71 143V144H70ZM81 143V144H80ZM89 143V144H87ZM93 143V144H92ZM168 143V144H167ZM180 143V144H179ZM185 143V144H183ZM191 143V144H190ZM197 143V144H196ZM208 143V144H207ZM225 143V144H224ZM231 143V144H230ZM240 143V144H239ZM248 143V144H246ZM19 144V145H18ZM44 144V145H43ZM55 145L54 147H51ZM57 144V145H56ZM68 144V145H67ZM75 144V145H74ZM147 146H146V145ZM171 144V145H169ZM175 144V145H174ZM183 146H182V145ZM189 144V145H188ZM243 144V145H242ZM5 145V146H4ZM24 145V146H23ZM29 145V146H28ZM32 145V146H31ZM87 145V146H85ZM92 145V146H91ZM97 145V146H96ZM99 145V146H98ZM110 145V146H109ZM139 145V146H138ZM146 147L147 160L144 169H137V166L127 164L122 169L114 172L109 171L105 175H99L98 169L94 168L91 172L81 170V165L70 166L65 162L62 155L72 150H90L104 152H119L125 154H134L140 151L141 146ZM151 145V146H149ZM163 145V146H162ZM169 145V146H168ZM215 145V146H214ZM224 145V146H222ZM240 145V146H239ZM23 146V148L21 147ZM28 148H27V147ZM42 146V147H41ZM49 146V147H48ZM123 146V148H122ZM130 146V147H129ZM135 146V147H134ZM174 146V148H173ZM199 146V148H197ZM212 146V147H211ZM218 146V147H217ZM237 148H235V147ZM252 146L253 148H251ZM10 147V148H9ZM26 147V148H25ZM30 147V148H29ZM38 147V148H37ZM72 147V150H71ZM89 147V148H88ZM119 147V148H118ZM149 147V148H148ZM167 147V148H166ZM178 147V148H177ZM184 147V148H183ZM190 147V149H189ZM195 147V148H194ZM202 147V149H201ZM227 147L229 150H227ZM259 147V148H258ZM3 148V150L1 149ZM25 148V149H24ZM79 148V149H78ZM82 148V149H80ZM96 148V149H95ZM109 148V149H108ZM112 148V149H110ZM130 148L132 150H130ZM206 148V149H205ZM246 148V149H245ZM250 148V149H249ZM13 149V150H12ZM16 149V150H15ZM30 149V150H29ZM39 149V150H38ZM41 149V150H40ZM105 149V150H104ZM122 149V150H121ZM134 149V150H133ZM148 149V150H147ZM155 149V150H154ZM196 149L198 152H196ZM205 149V150H204ZM255 149V150H252ZM5 150V151H4ZM12 150V151H11ZM24 150V152H23ZM34 150V151H33ZM119 150V151H118ZM152 150V151H151ZM158 150V152L156 151ZM169 150V151H168ZM180 150V151H179ZM48 151V152H47ZM64 151V152H63ZM186 151V152H185ZM217 151V152H215ZM224 153H222V152ZM227 151V152H225ZM238 153H237V152ZM254 151V152H253ZM261 151V152H260ZM4 152V153H3ZM15 152V153H14ZM43 152V153H42ZM128 152V154H127ZM148 152V153H147ZM156 152V153H155ZM164 152V153H163ZM178 152V154H177ZM196 152V153H195ZM200 152V153H199ZM236 152V153H235ZM252 152V153H251ZM6 153V154H5ZM32 153V154H31ZM42 153V154H41ZM56 153V155H55ZM67 153V154H68ZM154 153V154H153ZM176 153V154H175ZM198 153V155H197ZM241 153V154H240ZM260 153V154H258ZM14 154V157H13ZM20 154V155H19ZM35 154V155H34ZM38 154V155H37ZM54 154V155H53ZM58 154V155H57ZM160 154V155H159ZM182 154V155H181ZM189 154V155H188ZM192 154V156H191ZM218 154V155H217ZM220 154V155H219ZM226 154V155H225ZM229 154V155H228ZM232 154V156H231ZM243 154V155H242ZM248 154V155H247ZM255 154V155H254ZM19 155V156H18ZM149 155V156H148ZM152 155V156H151ZM181 155V157H180ZM186 155V156H185ZM215 155V156H213ZM254 157H253V156ZM260 155V156H259ZM263 155V156H261ZM32 156V157H31ZM35 156V157H34ZM37 156V157H36ZM155 156V158H154ZM171 156V157H170ZM177 156V157H176ZM183 156V157H182ZM200 156V157H198ZM31 157V158H30ZM34 157V158H33ZM61 157V159L59 158ZM158 157V159H156ZM165 157V159H164ZM180 157V158H179ZM187 157V158H186ZM196 157V158H195ZM251 157V158H249ZM263 157V158H262ZM21 158V159H20ZM36 158V159H35ZM50 158V159H49ZM57 158V159H56ZM63 158V159H62ZM168 158V159H167ZM183 158V159H182ZM186 158V159H185ZM195 158V159H193ZM231 158V159H230ZM245 158V159H244ZM256 158V159H255ZM24 159V160H22ZM27 159V160H26ZM29 159V160H28ZM32 159V160H31ZM38 159V160H37ZM53 159V160H52ZM167 159V160H166ZM171 159V160H170ZM181 161H180V160ZM224 159V160H223ZM237 159V161H236ZM52 160V161H51ZM64 160V161H63ZM170 160V161H169ZM177 160V161H176ZM189 160V161H188ZM197 160V162H196ZM215 160V161H214ZM231 160V162H230ZM243 160V161H242ZM248 160V161H246ZM258 160V161H257ZM38 163L36 164L35 163ZM43 161V162H42ZM59 161V162H58ZM193 161V162H192ZM222 161V162H221ZM226 163H225V162ZM252 161V162H251ZM257 161V163H256ZM58 162V163H57ZM166 162V163H165ZM181 162V163H180ZM192 162V163H191ZM202 162V163H201ZM228 162V163H227ZM234 162V163H232ZM251 162V163H250ZM52 163V164H51ZM63 163V165H62ZM150 163V164H149ZM162 163V164H161ZM173 163V164H172ZM196 163V164H195ZM28 164V165H27ZM34 164V165H33ZM40 164V165H39ZM54 164V165H53ZM156 164V165H155ZM165 164V165H164ZM178 164V165H177ZM183 164V165H182ZM185 164V165H184ZM225 164V165H224ZM240 164V165H239ZM10 165V166H9ZM15 165V166H14ZM26 165V168H25ZM52 165V166H50ZM173 165V166H172ZM238 165V166H237ZM249 165V166H248ZM263 167H262V166ZM21 166V167H20ZM50 166V167H49ZM54 166V167H53ZM63 168H62V167ZM77 166V167H76ZM80 166V168H78ZM168 166V167H167ZM232 166V167H231ZM235 166V167H234ZM241 166V167H240ZM6 167V168H5ZM32 167V168H30ZM34 167V168H33ZM36 167V168H35ZM49 167V169H48ZM67 167V169L65 168ZM131 167V168H130ZM176 167V168H175ZM179 167V168H178ZM183 167V169H182ZM191 167V169H190ZM221 167V168H220ZM226 167V168H225ZM13 168V170H12ZM30 169L41 180L29 185L23 189V180L26 176L22 171ZM53 168V170H52ZM130 168V169H129ZM164 168V169H163ZM193 168V169H192ZM195 168V169H194ZM228 168V169H227ZM239 168V169H238ZM260 168V169H259ZM20 169V170H19ZM24 169V170H23ZM57 172H56V170ZM126 169V170H125ZM175 169V170H174ZM201 169V170H200ZM222 169V171H221ZM231 169V170H230ZM233 169V171H232ZM18 170L19 177L14 174ZM123 172H122V171ZM141 170V171H140ZM148 170V171H147ZM179 171V172H176ZM186 170V171H185ZM192 170V171H191ZM228 170V171H227ZM251 170H253L251 172ZM9 171V172H7ZM80 171V173L78 172ZM83 171V172H82ZM129 171V172H128ZM135 171V172H133ZM153 171V172H151ZM159 173H158V172ZM197 173H195V172ZM201 171V172H200ZM226 171V172H225ZM231 171V172H230ZM237 171V172H236ZM7 172V173H6ZM11 172V174H9ZM43 172V173H42ZM68 172V173H67ZM73 172V173H72ZM120 172V173H119ZM149 172V173H148ZM216 172L218 174H216ZM222 172V173H221ZM67 173V174H66ZM70 173V174H69ZM74 173H78L81 179L72 178ZM110 173V174H109ZM123 175H122V174ZM143 173V174H142ZM158 173V174H157ZM177 173V174H176ZM207 173V174H206ZM212 173V175H210ZM225 173V174H224ZM46 174V175H45ZM76 174V175H78ZM97 174V176H96ZM130 174V175H129ZM141 178L140 179V175ZM150 174V175H149ZM182 174V175H181ZM183 174L185 176H183ZM191 174V175H187ZM202 174V175H201ZM224 174V175H223ZM44 175V176H43ZM51 175V176H50ZM70 175V176H68ZM153 175V176H152ZM163 175V176H161ZM166 175V176H165ZM169 175V176H168ZM173 175V176H171ZM194 175V176H193ZM196 175V176H195ZM201 175V176H200ZM205 175V176H204ZM219 175V176H217ZM222 175V176H221ZM230 175V176H227ZM9 176V177H6ZM46 176V177H45ZM110 176V177H109ZM130 176V177H129ZM161 176V177H159ZM168 176V177H167ZM179 176V177H178ZM181 176V178H180ZM199 176V177H198ZM216 176V177H215ZM227 176V177H226ZM238 176V177H237ZM245 176V177H244ZM3 177V178H2ZM12 177V178H10ZM21 177V178H20ZM25 177V178H24ZM55 177V178H53ZM69 177V178H68ZM74 177V176H73ZM91 177V178H90ZM95 177V180H94ZM101 177V178H98ZM120 177V178H118ZM135 177V178H133ZM145 179H144V178ZM152 177V178H151ZM167 177V178H166ZM186 177V178H184ZM190 177V178H188ZM213 179H212V178ZM224 177V178H223ZM233 177V178H232ZM236 177V178H235ZM242 177V178H241ZM47 178V179H45ZM52 178V179H51ZM58 178V179H57ZM71 178V179H70ZM90 178V179H89ZM107 178V179H106ZM138 178V179H137ZM161 178V179H160ZM175 179L174 188L173 179ZM178 178V180H177ZM202 178V179H201ZM208 178V179H207ZM210 178V179H209ZM219 180H218V179ZM222 178V179H221ZM226 178V179H225ZM228 178V179H227ZM240 178V179H239ZM6 179H9L11 187L5 188ZM19 179V180H18ZM22 179V180H21ZM54 179V181H53ZM65 179V180H64ZM93 179V180H92ZM99 179V180H98ZM114 179V180H113ZM134 181H133V180ZM136 179V180H135ZM152 179V180H151ZM185 179V180H184ZM186 179L188 181H186ZM193 179V180H191ZM204 179H206L204 182ZM233 179V180H232ZM246 184H245V182ZM247 179V180H246ZM258 179V180H257ZM262 179V180H261ZM44 180V181H43ZM57 180V181H56ZM64 180V181H63ZM68 180V181H66ZM70 180V181H69ZM77 180V181H75ZM89 180V181H88ZM124 181L125 184H122ZM149 180V181H148ZM158 180V181H157ZM161 180V181H160ZM172 180V181H170ZM183 182H182V181ZM254 180V182L252 181ZM4 181V182H3ZM15 181V182H14ZM19 181V182H17ZM45 181H47L45 183ZM58 183H56V182ZM84 181V183H83ZM88 181V182H87ZM92 181V182H90ZM94 181V183H93ZM96 181V182H95ZM98 181V182H97ZM108 181V183H107ZM130 181H133L130 182ZM136 181V182H135ZM143 181V182H142ZM184 181H186L184 183ZM195 181V182H193ZM199 185H198V183ZM203 181V182H202ZM214 181V182H213ZM230 181V182H229ZM240 181H242L240 183ZM249 181V182H248ZM259 183L257 184L256 183ZM2 182V183H1ZM44 182L43 184H41ZM51 182V183H50ZM106 182V183H105ZM111 182V183H110ZM140 182V183H139ZM142 182V183H141ZM149 182V184H148ZM162 182V183H158ZM181 182V183H179ZM190 182V183H189ZM219 182V183H218ZM51 185H50V184ZM77 185H76V184ZM92 183V184H91ZM118 183V184H117ZM147 183V184H145ZM153 183V184H152ZM156 183V184H155ZM170 183V184H169ZM179 183V184H178ZM206 183V184H205ZM209 183V184H208ZM216 183V184H215ZM243 183V185H241ZM248 183V184H247ZM252 183V184H250ZM37 184V185H36ZM39 184H41L39 186ZM54 184V186H53ZM56 184V185H55ZM69 184V185H66ZM86 184V185H85ZM89 184V185H88ZM107 184V185H106ZM134 184V185H133ZM139 188L136 192L125 191L122 196L120 206L112 207L114 197L122 187L130 189L131 187ZM165 184V185H164ZM181 184V185H180ZM183 184V185H182ZM191 184V185H190ZM196 184V185H194ZM203 186H202V185ZM213 184V185H212ZM256 184V185H255ZM22 185V187H21ZM34 185V186H33ZM43 185V186H42ZM73 185V186H72ZM99 185V186H96ZM103 185V186H102ZM106 185V186H105ZM147 185V186H146ZM150 185V186H149ZM156 185V186H155ZM169 189H168V187ZM180 185V186H179ZM188 185V186H187ZM222 187H221V186ZM225 185V186H224ZM232 187H231V186ZM237 188H235V186ZM249 185V186H248ZM259 185V186H258ZM15 186V187H14ZM51 186V187H50ZM53 186V187H52ZM60 186V187H59ZM68 186V187H67ZM87 186V187H86ZM113 186V187H112ZM131 186V187H130ZM143 186V188H142ZM161 186V187H160ZM211 186V187H210ZM218 186V187H217ZM252 186V187H251ZM33 187V188H32ZM43 187V188H42ZM57 187V188H56ZM65 187V188H64ZM94 187V188H93ZM112 187V188H111ZM150 187V188H149ZM152 187V188H151ZM191 187V188H189ZM196 187V188H195ZM204 187V189H203ZM215 187V188H214ZM221 187V188H220ZM227 187V188H226ZM229 187V188H228ZM258 187V188H256ZM52 188V189H51ZM59 188V189H58ZM61 188V189H60ZM73 188V189H72ZM92 188V190L90 189ZM109 188V189H108ZM155 188V189H153ZM162 188V189H161ZM194 188V189H193ZM243 190H241V189ZM245 188V189H244ZM16 189V190H15ZM43 189V190H42ZM49 189V190H48ZM57 189V190H56ZM67 189V190H66ZM75 189V190H74ZM108 189V190H107ZM143 192H141V190ZM146 189V190H145ZM151 192H150V190ZM163 189L165 191H163ZM168 189V190H167ZM182 189V190H181ZM187 189V192H186ZM191 189V190H189ZM214 191H213V190ZM232 189V191H231ZM238 194H236V191ZM12 190V192H11ZM15 190V192H13ZM22 190V191H21ZM39 190V191H38ZM78 190V191H77ZM87 190V191H86ZM101 190V191H100ZM111 190V191H110ZM113 190V191H112ZM118 192H117V191ZM178 190V191H177ZM193 190H195L193 192ZM201 190V191H199ZM212 190V191H211ZM217 190V191H216ZM221 190V191H220ZM245 190V191H244ZM248 190V191H247ZM4 191V192H3ZM38 191V193H37ZM42 193H41V192ZM48 191V192H47ZM62 191H64L62 193ZM86 191V192H85ZM98 193H97V192ZM109 191V192H108ZM140 191V192H139ZM168 191V192H167ZM170 191V192H169ZM216 191V192H215ZM220 191V192H219ZM227 191V192H226ZM243 191V193H241ZM6 192V193H5ZM8 192V193H7ZM24 192V193H23ZM31 192V194H30ZM36 193V196L34 193ZM44 192V193H43ZM47 192V193H46ZM74 194H73V193ZM76 192V193H75ZM85 192V193H84ZM90 192V193H89ZM96 192V193H95ZM102 192V193H101ZM107 192V193H106ZM115 192V193H114ZM128 192V193H127ZM147 192V193H145ZM154 192V193H153ZM166 192V193H165ZM223 192V193H222ZM247 192V193H246ZM259 192V193H256ZM28 193V194H26ZM80 193V194H79ZM126 193V194H125ZM141 193V194H140ZM156 193V194H155ZM164 193V194H163ZM197 193V195H196ZM214 193V194H212ZM219 193V194H218ZM235 193V194H234ZM42 194V195H41ZM79 194V195H78ZM89 194V195H88ZM92 194V195H91ZM102 194V195H101ZM131 194V195H130ZM150 194V196H149ZM159 194V195H158ZM169 194V195H168ZM200 194V195H199ZM244 194V195H243ZM33 195V196H32ZM63 195V196H62ZM70 195V196H69ZM73 195V197H72ZM77 195V196H75ZM116 195V196H115ZM136 195V196H135ZM139 195V198H137ZM147 195V196H146ZM156 197H155V196ZM218 195V196H217ZM229 196L225 197V196ZM235 195V196H234ZM239 195V196H238ZM250 195V196H249ZM256 195V197H255ZM5 196V197H4ZM45 196V197H44ZM61 198L65 201H63ZM98 196V197H97ZM106 196V198L104 197ZM109 196V197H108ZM132 196V197H131ZM135 196V197H134ZM145 196V198H144ZM178 196V197H175ZM205 196V198L203 197ZM208 196V197H207ZM212 199H210L211 197ZM222 196V198H221ZM244 198L242 199L241 198ZM245 196V197H244ZM17 197L22 208L14 216L4 220V211L9 205L12 198ZM104 197V198H103ZM108 197V198H107ZM113 197V198H112ZM128 199H127V198ZM148 197V198H147ZM158 197V198H157ZM163 197V198H162ZM172 197V198H171ZM217 197V198H216ZM249 197V198H247ZM259 197H262L259 198ZM40 198V199H39ZM55 198V199H54ZM59 198V199H58ZM68 198V199H67ZM201 198V200L199 199ZM227 198V199H226ZM11 199V200H10ZM22 199V200H21ZM27 199V200H26ZM30 200V203L28 202ZM48 199H50L48 201ZM58 199V200H57ZM75 199V200H74ZM98 199V200H97ZM124 199V202H123ZM137 199V200H136ZM146 201H145V200ZM186 199V200H184ZM225 199V200H224ZM234 199V200H233ZM246 199V200H245ZM249 199V201H248ZM262 201H261V200ZM9 202H7V201ZM34 200V201H33ZM43 200V201H42ZM71 200V201H70ZM78 200V201H77ZM108 200V201H107ZM128 200V201H127ZM136 200V201H134ZM150 200V201H149ZM158 200V201H157ZM174 200V201H173ZM178 200V201H177ZM200 200V201H199ZM206 200V201H205ZM208 200V201H207ZM229 200V201H227ZM231 200V201H230ZM242 200V201H241ZM260 200V201H259ZM26 203V204H24ZM134 201V202H133ZM139 201V202H138ZM143 204H142V202ZM148 201V202H147ZM162 201V202H161ZM197 201V202H196ZM217 203H216V202ZM225 201V202H223ZM235 203H234V202ZM238 201V202H237ZM247 201V202H246ZM258 203H257V202ZM40 202V203H39ZM47 202V203H46ZM64 202V203H63ZM72 202V203H70ZM80 202V203H79ZM108 202V203H107ZM200 202V203H199ZM202 202V203H201ZM205 202V203H204ZM210 202V203H209ZM213 202V203H212ZM215 202V203H214ZM220 202V203H219ZM254 202V203H253ZM32 203V205H31ZM49 203V204H48ZM52 203V204H50ZM60 203V205H59ZM69 207H68V205ZM75 203V204H74ZM96 203V204H95ZM111 203V204H110ZM124 205H123V204ZM152 203V204H151ZM193 203V204H192ZM246 203V204H245ZM249 203V204H248ZM256 203V205H255ZM261 205H260V204ZM3 204V205H2ZM30 204V205H29ZM37 204V205H36ZM42 204V205H41ZM71 204V206H70ZM82 204V205H81ZM87 204V205H86ZM94 206H93V205ZM103 204V205H102ZM108 204V205H107ZM200 204V205H199ZM227 204V205H226ZM241 204V205H240ZM253 204V205H252ZM38 207H36V206ZM66 205V206H65ZM73 205V206H72ZM90 205V206H89ZM126 205V207H125ZM144 205V206H143ZM148 207H146V206ZM198 205V207H197ZM203 205V206H202ZM218 205V206H217ZM220 205L223 207H220ZM225 205V206H224ZM231 205V206H230ZM259 205V206H258ZM263 205V206H262ZM41 206V207H40ZM43 206V207H42ZM48 206V207H47ZM66 208H65V207ZM79 206V208L77 207ZM92 206V207H91ZM111 206V207H110ZM122 206V207H121ZM129 206V207H128ZM152 206V207H151ZM200 206V207H199ZM210 206V207H209ZM217 206V207H216ZM250 206V207H249ZM2 207V208H1ZM29 207L31 209H29ZM34 207V208H33ZM81 207V208H80ZM91 207V208H90ZM95 207V208H93ZM101 207V209H100ZM106 209H105V208ZM125 207V208H124ZM144 207V208H143ZM146 207V208H145ZM150 207V208H149ZM220 207V208H218ZM233 207V208H232ZM247 207V208H246ZM48 208V209H47ZM72 208V209H70ZM75 208V209H74ZM87 208V209H86ZM103 210L100 216H93L97 210ZM110 210H109V209ZM118 208V209H117ZM121 208V209H120ZM123 208V209H122ZM138 208H140L138 210ZM143 208V209H142ZM188 208V209H187ZM190 208V209H189ZM231 208V209H229ZM240 208V209H239ZM245 208V209H244ZM254 208H256L254 210ZM259 208V210H258ZM2 209V210H1ZM32 209H35L31 211ZM38 209V210H37ZM41 209V210H40ZM84 209V210H82ZM91 209V210H90ZM128 209V210H127ZM148 209V210H145ZM198 209V210H197ZM219 211H217V210ZM227 209V211H226ZM237 209V210H236ZM26 210V211H25ZM30 210V211H28ZM71 210V211H70ZM73 210V212H72ZM96 210V211H94ZM107 210V211H106ZM127 210V211H126ZM141 210V212H140ZM201 210V211H200ZM208 210V212H206ZM213 210V211H212ZM230 210V211H229ZM235 212H234V211ZM247 210V211H246ZM252 210V211H251ZM39 211V212H38ZM43 211V212H41ZM46 211V212H45ZM53 211V212H52ZM68 211V212H67ZM82 211V212H81ZM85 211V212H84ZM92 211V212H91ZM106 211V212H105ZM109 211H111L109 213ZM114 211V212H112ZM118 211V212H117ZM120 211V212H119ZM133 211V212H132ZM144 211V212H143ZM163 211V212H162ZM187 211V212H186ZM198 211V212H196ZM217 211V212H216ZM226 211V212H225ZM232 211V212H231ZM240 211V212H239ZM249 211V212H248ZM251 211V212H250ZM255 211V212H254ZM258 211V212H257ZM25 212V213H24ZM81 212V213H80ZM90 212V213H89ZM135 212V214H134ZM140 214H139V213ZM185 215L184 216V213ZM189 212V213H188ZM196 212V214H195ZM200 212V213H199ZM27 213V215H26ZM30 213V214H29ZM40 213V214H39ZM78 213V214H77ZM88 213V214H87ZM114 213V215H113ZM128 213V214H127ZM131 213V214H130ZM174 213V214H173ZM176 213V214H175ZM178 213V214H177ZM181 213V214H180ZM187 213V214H186ZM191 213V215H190ZM220 213V214H219ZM227 216H226V214ZM230 213V214H228ZM233 213V214H232ZM239 213V214H238ZM36 214V215H35ZM42 214V215H41ZM106 214V215H105ZM120 214V215H119ZM134 214V215H133ZM137 214V215H136ZM205 214V216H204ZM208 214V216H207ZM214 214V215H213ZM217 214H219L217 216ZM222 214V215H221ZM232 214V215H231ZM247 214V215H246ZM2 215V217H1ZM19 217H18V216ZM25 215V216H23ZM35 215V216H34ZM70 215V216H69ZM74 215V216H73ZM75 215L77 217H75ZM83 215V216H82ZM96 215V214H95ZM110 215V216H108ZM117 215V218H116ZM124 215V216H122ZM179 215V216H178ZM195 215V216H194ZM197 215V216H196ZM200 215V216H199ZM245 215V216H244ZM23 218H22V217ZM41 216V217H40ZM43 216V217H42ZM48 216V218H47ZM67 216V217H66ZM86 218H85V217ZM93 216L98 220L97 230H86L88 217ZM106 216V217H105ZM115 216V217H114ZM127 216V217H126ZM188 216V217H187ZM213 216V217H212ZM245 218H244V217ZM258 216V218H257ZM37 217V218H36ZM46 217V218H45ZM65 217V218H63ZM75 219H72V218ZM105 217V218H104ZM109 217V218H108ZM123 217L126 219H123ZM141 220H139L138 219ZM174 217V218H173ZM180 217V218H179ZM183 217V218H181ZM185 217V218H184ZM198 217V219H197ZM216 222H214L211 218ZM224 217V219H223ZM241 217V218H240ZM250 219H249V218ZM19 218V219H17ZM26 218V219H25ZM44 221H43V219ZM82 218V219H81ZM107 218L108 222H105ZM112 218V219H111ZM217 218V219H216ZM220 218V219H219ZM222 218V219H221ZM234 218V219H233ZM238 218V219H237ZM261 218V219H259ZM17 219V220H15ZM21 219V220H20ZM46 219V220H45ZM65 219V220H64ZM71 219V220H70ZM84 219V220H83ZM100 219V220H99ZM115 219V220H113ZM129 219V220H128ZM164 219V220H163ZM177 219V220H176ZM196 219V220H193ZM228 219V220H227ZM24 220V221H23ZM104 220V222H103ZM122 220V221H121ZM152 225H146L148 223ZM180 220V221H179ZM201 220V221H200ZM205 220H208L204 222ZM218 220V221H217ZM227 220V221H226ZM237 220V221H236ZM245 220V221H244ZM247 220V223H246ZM262 220V221H261ZM37 221V222H36ZM114 221V222H113ZM139 223H138V222ZM174 221V222H173ZM178 221L177 223H175ZM192 221V222H191ZM198 221V222H197ZM211 221V222H209ZM230 221V222H229ZM240 221V222H239ZM9 222V223H6ZM12 224H11V223ZM14 222V223H13ZM20 222L22 224H20ZM25 222V223H24ZM33 222V223H32ZM51 222V223H50ZM75 224H74V223ZM79 222L81 226L79 225ZM129 224H128V223ZM143 222V223H141ZM168 222V223H167ZM232 222V223H231ZM244 222V223H243ZM254 222V223H253ZM255 222L257 224H255ZM5 225H4V224ZM69 223V224H68ZM114 224L106 229V225ZM138 223V224H137ZM158 223V224H157ZM160 223V224H159ZM162 223V224H161ZM189 223V225H188ZM224 223V224H223ZM227 223H230L227 225ZM253 223V224H252ZM25 224V226H24ZM27 224V225H26ZM50 226L48 227L47 225ZM84 224V225H83ZM119 224V225H118ZM132 224V225H131ZM140 224V225H139ZM144 224V225H143ZM157 224V225H156ZM175 224V225H174ZM183 224V225H182ZM196 226H193V225ZM198 224V225H197ZM203 226H202V225ZM205 224V225H204ZM242 224V225H241ZM247 224H250L247 226ZM66 225V226H65ZM70 225V226H69ZM117 225V226H116ZM140 227H137V226ZM156 227H155V226ZM163 225V226H162ZM221 225V226H219ZM225 225V226H224ZM230 225V226H229ZM234 225V226H233ZM245 225V226H244ZM256 225V226H254ZM31 226V227H28ZM40 226V227H39ZM44 226V227H43ZM65 226V227H64ZM72 226L76 227L75 230ZM81 227V230L79 227ZM104 226V227H103ZM132 226V227H131ZM143 226L144 229H141ZM161 226V227H160ZM173 226V227H172ZM176 226V229H175ZM192 226V227H191ZM199 226V227H198ZM219 226V227H218ZM223 226V227H222ZM238 226V227H237ZM245 229H244V227ZM8 227V229H7ZM10 227V229H9ZM42 227V229H41ZM46 227V229H45ZM69 227V229H68ZM103 231L101 232L99 230ZM146 227V231H145ZM214 227V229H213ZM230 227V230H229ZM252 227V229H251ZM263 227V229H262ZM5 229V230H4ZM7 229V231H6ZM22 229V230H21ZM34 229V230H33ZM49 229H55L49 231ZM62 229V230H61ZM67 229V230H66ZM85 229V230H84ZM104 229V230H102ZM132 229V230H131ZM138 229V230H137ZM150 229V230H149ZM153 229V230H152ZM195 229V230H194ZM198 229V230H197ZM202 231H201V230ZM211 229V230H210ZM228 229V230H227ZM236 229V230H235ZM248 229V230H247ZM255 229V230H254ZM2 230V231H1ZM9 230V231H8ZM19 230V231H17ZM28 230L30 234L28 233ZM43 230H45L43 232ZM47 230V231H46ZM99 230V231H98ZM129 230V231H128ZM131 230V231H130ZM135 230V231H134ZM152 230V231H151ZM206 232H205V231ZM226 230V231H225ZM260 232H256V231ZM16 231V232H15ZM29 234H27L26 232ZM38 231V232H37ZM61 233H60V232ZM67 233L68 237L65 235ZM82 231V233H81ZM118 231V232H117ZM140 231V232H139ZM144 231V232H143ZM151 231V232H150ZM171 231V232H170ZM187 231V232H186ZM195 233H193V232ZM213 231V232H212ZM217 231V232H216ZM221 231V232H219ZM230 231V232H229ZM232 231V232H231ZM235 231V232H234ZM241 231V232H240ZM246 231V232H245ZM252 231V233H251ZM255 233H254V232ZM5 232V233H4ZM19 232V233H18ZM36 232V234H35ZM40 232V235H39ZM88 234H87V233ZM100 232V233H99ZM120 232V233H119ZM132 232V233H131ZM138 232V233H137ZM166 232V233H165ZM170 235H169V233ZM192 232V233H190ZM228 232V233H227ZM239 232V233H238ZM246 234H245V233ZM3 233V234H2ZM43 233V234H42ZM96 233V234H95ZM137 233V234H136ZM160 235H159V234ZM184 233V234H183ZM197 233V234H196ZM202 233V234H201ZM206 233V234H205ZM222 233V234H221ZM228 236H227V234ZM243 235H242V234ZM251 233V235H250ZM7 234V235H4ZM13 236H11V235ZM16 234V236L14 235ZM25 234V235H24ZM47 236H46V235ZM53 234V237H51ZM82 234V235H81ZM110 234V235H109ZM114 234V236H113ZM116 234V235H115ZM121 234V235H120ZM136 234V235H134ZM148 234V236L146 235ZM165 234V235H164ZM174 234V235H173ZM254 236H253V235ZM25 237H24V236ZM39 235V236H38ZM62 235V236H61ZM64 235V236H63ZM73 235V236H72ZM85 235V236H84ZM91 235V236H90ZM119 237H118V236ZM133 235V236H132ZM157 235V238H156ZM197 235V236H196ZM221 237L219 238L218 237ZM242 235V236H241ZM260 235V236H259ZM263 235V236H262ZM22 236V237H21ZM32 236V237H31ZM70 236V237H69ZM83 236V237H82ZM86 236H89L88 238ZM93 236H97L94 237ZM103 236V237H102ZM135 236V237H134ZM139 236V238H137ZM143 236V237H141ZM145 236V237H144ZM152 238H151V237ZM194 236V237H193ZM211 236V237H210ZM232 236V237H231ZM259 236V237H258ZM262 236V237H261ZM59 237V239H58ZM65 237V238H63ZM82 239L81 243H87L85 246H78L76 249H69L66 245L67 238ZM86 237V238H84ZM111 237V238H110ZM118 237V239H116ZM128 237V238H127ZM141 237V238H140ZM167 237V238H166ZM172 237V238H171ZM210 237V238H208ZM216 237V238H215ZM245 237V239H244ZM258 237V238H257ZM23 238V239H22ZM30 238V241H29ZM40 238V239H38ZM46 238V239H45ZM63 238V239H62ZM84 238V239H83ZM93 238V239H92ZM105 238V239H104ZM109 240H108V239ZM132 241H131V239ZM137 238V239H136ZM169 238V239H168ZM200 242H199V240ZM213 238V239H212ZM215 238V239H214ZM220 240H219V239ZM236 238V239H235ZM257 238V239H255ZM260 238V239H259ZM16 239V242H15ZM32 239V240H31ZM36 241H35V240ZM44 239V240H43ZM52 239V240H51ZM86 239V240H85ZM121 239V240H120ZM136 239V240H135ZM140 239V240H139ZM144 239V240H143ZM153 239V240H152ZM165 239L168 241H165ZM191 239V240H190ZM195 239V240H194ZM204 239V240H203ZM210 239V240H209ZM243 239V240H242ZM255 239V240H254ZM63 240V241H62ZM94 240V242H93ZM105 240V241H104ZM108 240V241H107ZM113 240V241H112ZM119 240V241H118ZM126 240V241H125ZM143 240V241H142ZM152 243H147L146 241ZM224 240V241H223ZM249 240V241H246ZM5 242V244L3 242ZM34 241V242H33ZM42 241V242H41ZM65 241V243H64ZM131 241V242H130ZM148 241V242H149ZM158 241V245L157 242ZM209 241V242H206ZM211 241V242H210ZM251 241V242H250ZM263 241V242H262ZM12 242V243H11ZM15 242V243H14ZM20 242V243H19ZM60 244L58 245V243ZM98 242V243H97ZM107 242L109 244H107ZM127 242V243H126ZM138 242V243H137ZM160 242V243H159ZM221 242L223 244H221ZM226 242V243H225ZM231 242V243H229ZM257 242V243H254ZM40 243V244H39ZM97 243V244H96ZM103 245H101V244ZM114 243V244H112ZM129 243V244H128ZM166 243V244H165ZM169 243V244H168ZM184 243V244H183ZM225 243V244H224ZM244 243V244H243ZM246 243V244H245ZM251 243V244H250ZM260 243V244H259ZM16 244V245H15ZM27 244V245H26ZM37 244V246H35ZM42 244V245H41ZM58 246H57V245ZM64 246H62V245ZM96 244V245H95ZM133 244V245H132ZM146 244V245H145ZM156 246H155V245ZM217 244V245H216ZM219 244V245H218ZM231 244V245H230ZM5 245V246H4ZM12 245V246H11ZM34 245V246H33ZM40 245V246H39ZM99 245V247H98ZM105 245V246H104ZM125 245V246H124ZM133 247H132V246ZM215 245V246H214ZM27 246V247H26ZM30 246V247H28ZM39 246V247H38ZM91 246V247H90ZM95 248H94V247ZM110 246V247H107ZM137 248H136V247ZM145 246V247H144ZM149 246V247H148ZM158 246V247H157ZM190 246V247H189ZM209 248H208V247ZM230 246V247H229ZM5 247V248H2ZM10 247V248H9ZM15 247V248H14ZM25 247V248H24ZM36 247V248H35ZM61 247V248H60ZM93 247V248H92ZM117 248L119 251H117ZM120 247V249H119ZM155 247V248H153ZM162 247V248H161ZM207 247V248H206ZM245 247V248H244ZM262 247V248H261ZM35 248V249H33ZM54 248V249H51ZM58 248V249H57ZM81 248L83 250H81ZM91 248V249H90ZM107 248V249H106ZM134 248V249H133ZM136 248V249H135ZM150 248V250H149ZM158 248V249H157ZM214 248V249H213ZM216 248L220 250H216ZM222 251H221V249ZM12 249V250H11ZM26 251H24V250ZM28 249V252H27ZM62 249V250H61ZM80 251H79V250ZM94 249V251H93ZM100 249V250H99ZM106 250V252L104 251ZM111 249V250H109ZM124 249L126 251H124ZM161 249V250H160ZM172 249V250H171ZM190 249V250H189ZM208 249V250H207ZM229 249V250H228ZM233 249V250H231ZM263 249V250H262ZM6 250V251H5ZM32 250V251H31ZM50 250V251H49ZM60 250V251H59ZM66 250V252H65ZM69 250V251H67ZM98 250V251H97ZM134 250V251H133ZM137 250V251H136ZM179 250V251H178ZM237 252H236V251ZM247 250V251H246ZM252 250V252H251ZM45 251V252H44ZM53 251V253H52ZM102 251V254H100ZM110 251V252H109ZM115 251V253H114ZM140 251V252H139ZM146 251V252H145ZM151 251V252H150ZM154 251V252H153ZM159 251V252H157ZM233 251V252H232ZM260 251V252H259ZM6 252V253H5ZM26 252V254H25ZM35 252V253H34ZM44 252V253H43ZM62 252V253H61ZM70 254H69V253ZM74 252V253H73ZM87 252V253H86ZM90 252V254L88 253ZM94 252V253H92ZM138 252V253H137ZM149 252V253H148ZM165 254H162V253ZM187 252V253H186ZM193 252V253H192ZM240 254H239V253ZM3 253V254H2ZM5 253V254H4ZM14 253V254H13ZM24 253V254H23ZM48 253V254H47ZM57 253V255H56ZM73 253V255L71 254ZM79 255H78V254ZM92 253V254H91ZM119 253V254H118ZM121 253V254H120ZM176 253V254H175ZM207 253V254H206ZM220 253V254H219ZM235 253V254H234ZM242 253V254H241ZM248 255H246V254ZM28 254V255H27ZM76 254V255H75ZM81 254V255H80ZM89 258H88V256ZM106 254V255H103ZM118 254V255H117ZM143 256H142V255ZM162 256L160 258V255ZM171 254V255H170ZM178 254V255H177ZM185 254V255H184ZM263 254V255H261ZM5 255L7 257H5ZM20 255V256H18ZM22 255V256H21ZM31 255V256H30ZM36 255V256H35ZM49 255V256H47ZM53 255V257H52ZM83 255V257H82ZM85 255V257H84ZM102 255V256H101ZM110 255V256H109ZM131 255V256H130ZM137 257H136V256ZM150 257H149V256ZM157 255V257H156ZM200 255L202 257H200ZM208 255V257H207ZM212 255V256H211ZM246 255V256H245ZM253 257H252V256ZM125 256V257H124ZM134 256V258H133ZM192 256V257H191ZM218 256V257H217ZM250 256V257H249ZM25 257V258H24ZM58 257V258H57ZM63 257V258H62ZM79 257V258H78ZM82 257V258H81ZM101 259H100V258ZM110 257V258H109ZM115 257V258H114ZM166 257V258H165ZM170 257V258H169ZM174 257V258H172ZM178 257V258H177ZM180 257V258H179ZM190 257V258H189ZM242 257V258H241ZM245 257V258H244ZM249 257V258H247ZM260 257V258H258ZM9 258V259H8ZM20 258V259H19ZM45 258V259H44ZM49 258V259H48ZM73 258V259H72ZM106 258V260H105ZM143 258V259H142ZM148 258V259H146ZM150 258V259H149ZM168 258V259H167ZM202 259V261L200 260ZM209 258V259H208ZM263 258V259H262ZM6 259V260H5ZM9 261H8V260ZM28 259V260H27ZM64 259V260H63ZM81 259V260H80ZM86 259V260H85ZM93 259V260H92ZM108 259V260H107ZM122 259V260H121ZM127 259V260H126ZM134 259V260H133ZM136 259V260H135ZM146 259V260H145ZM158 259V260H157ZM171 259V260H170ZM188 259V260H187ZM249 259V260H248ZM251 259V260H250ZM258 259V260H257ZM4 262H3V261ZM44 261V263L42 261ZM75 260V261H74ZM79 260V262H77ZM89 260V261H88ZM96 260V261H94ZM99 260V261H98ZM101 260V261H100ZM105 260V261H104ZM114 260V261H113ZM138 260V261H137ZM148 260V261H147ZM151 260V261H150ZM164 260V261H163ZM167 260V261H166ZM204 260V261H203ZM241 260V262L239 261ZM40 261V262H39ZM61 261V262H60ZM63 261V262H62ZM74 261V262H73ZM93 261V262H92ZM104 261V262H103ZM108 261V262H107ZM138 263H137V262ZM144 261V262H142ZM147 261V262H146ZM218 261V262H217ZM245 261V262H244ZM248 263H247V262ZM14 262V263H13ZM27 262V263H26ZM89 262V263H88ZM146 262V263H145ZM192 262V263H191ZM250 262V263H249Z\"/></svg>",
    "mask_w": 264,
    "mask_h": 264
},
{
    "label": "bare ground",
    "instance_id": "obj_2",
    "mask_svg": "<svg viewBox=\"0 0 264 264\" xmlns=\"http://www.w3.org/2000/svg\"><path fill=\"white\" fill-rule=\"evenodd\" d=\"M31 1V0H30ZM29 1V2H30ZM47 1V0H46ZM55 0H53V2H54ZM65 1V0H64ZM104 1V0H103ZM130 1V0H129ZM139 1V0H138ZM151 1V0H150ZM161 1H163V0H161ZM195 0H170L169 2H161V4H158L157 5V9H156V11L158 12H160V14L161 15H163L164 16V18H165V22L171 27V28H173L174 30H175V33L177 34V36H180L181 34H182V36L184 37V38H186V37H188V38H196V37H198V36H200V38L201 37H203L204 38V40L205 39H213L214 38V34H211V33H208L207 32V28H204L202 25H200V23H199V21H197L198 19H197V16H196V19H194V18H191L190 16H188V13H189V11H191V9H192V4L193 3H196V2H194ZM207 1V0H206ZM212 1V0H211ZM214 1V0H213ZM217 2V4H218V6H220V7H222V4L225 2L226 3V1L227 0H216ZM237 1V0H236ZM254 1V0H253ZM6 2V1H5ZM42 2V1H41ZM41 2H40V4H41ZM44 2V1H43ZM42 2V3H43ZM58 2V1H57ZM70 2V1H69ZM78 2V1H77ZM97 2V1H96ZM101 2V1H100ZM99 2V3H100ZM118 2V1H117ZM137 2V1H136ZM149 2V1H148ZM233 2V1H232ZM252 2V1H251ZM264 2V1H263ZM11 3V2H10ZM16 3V2H15ZM27 3V2H26ZM34 3V2H33ZM74 3H75V0H74ZM99 3H97V4H99ZM135 2H133V4H134ZM154 3V2H153ZM157 3V2H156ZM210 3V2H209ZM212 4H213V2H211ZM210 3V4H211ZM234 3H236V2H234ZM243 3V2H242ZM256 3V2H255ZM259 3V2H258ZM2 4V3H1ZM4 4V3H3ZM12 4H13V2H12ZM28 4V3H27ZM39 4V6H41ZM57 4V3H56ZM65 4V3H64ZM63 4V5H64ZM66 4H68V3H66ZM70 4H72V2L70 3ZM102 4H103V2H102ZM119 4V3H118ZM125 4V3H124ZM130 4V3H129ZM150 4V3H149ZM204 4H205V2H204ZM203 4V6H204V8L206 7L205 5ZM207 4H208V2H207ZM238 4H239V2H238ZM22 5V4H21ZM38 5V4H37ZM50 5V4H49ZM54 5V4H53ZM59 5V4H58ZM91 5V4H90ZM101 5V4H100ZM131 5V4H130ZM136 5V4H135ZM201 5V4H200ZM230 5V4H229ZM258 5V4H257ZM260 5V4H259ZM42 6H43V4H42ZM47 6V5H46ZM66 6V5H65ZM64 6V7H65ZM97 6V5H96ZM101 6H103V5H101ZM154 6V5H153ZM202 6V5H201ZM203 6H202V8H203ZM210 6V5H209ZM225 6V5H224ZM223 6V7H224ZM227 6V5H226ZM226 6H225V8H226ZM234 6L235 5H233V7L231 6V8H234ZM244 6V5H243ZM246 6H248V5H246ZM25 7V6H24ZM32 7V6H31ZM37 7V6H36ZM67 7H71V6H67ZM88 7V6H87ZM90 7V6H89ZM92 7H94V6H92ZM124 7V6H123ZM127 7H129V6H127ZM137 7V6H136ZM208 7V6H207ZM237 7V6H236ZM256 7H258V6H256ZM261 7V6H260ZM20 8V7H19ZM34 8V7H33ZM39 8V7H38ZM44 8V7H43ZM46 8V7H45ZM44 8V9H45ZM53 8V7H52ZM81 8V7H80ZM99 7H97V9H98ZM132 8H135V6H133ZM140 8V7H139ZM143 9H144V7H142ZM193 8H194V6H193ZM224 8V9H225ZM244 8V7H243ZM18 9V8H17ZM70 9H72V8H70ZM69 9V10H70ZM119 9H120V7H119ZM129 9V8H128ZM194 9H196V8H194ZM194 9H192V10H194ZM223 9V10H224ZM236 9V8H235ZM241 9V8H240ZM239 9V10H240ZM245 9V8H244ZM247 9H249V8H247ZM256 9V8H255ZM11 10V9H10ZM19 10V9H18ZM20 10H21V8H20ZM39 10V9H38ZM46 10V9H45ZM51 10V9H50ZM59 10V9H58ZM74 10V9H73ZM93 10H95V8L93 9ZM92 10V11H93ZM100 10V9H99ZM108 10V9H107ZM130 10H131V8H130ZM148 11H149V9H147ZM151 10V9H150ZM199 11H200V9H198ZM205 10V11H204ZM203 11V13H202V15L206 18V20H205V22L207 21V18L208 17H210V14H211V12L209 11V10H207V9H204ZM216 10V9H215ZM219 10V9H218ZM250 10V9H249ZM249 10H247L248 12H249ZM12 11V10H11ZM22 11H23V9H22ZM32 11H34V10H32ZM65 11H67V9L65 10ZM71 11V10H70ZM80 11H81V9H80ZM96 11V10H95ZM98 11V10H97ZM120 11V10H119ZM125 11H126V9H125ZM129 11V10H128ZM138 11H139V9H138ZM213 11V10H212ZM219 11H221V10H219ZM259 11V10H258ZM263 11V10H262ZM261 11V12H262ZM17 12H19V11H17ZM82 12V11H81ZM132 12H134V11H132ZM151 12V11H150ZM153 12V11H152ZM158 12V13H159ZM195 12V11H194ZM196 12H197V10H196ZM215 12V11H214ZM229 12V11H228ZM227 12V13H228ZM234 12V11H233ZM1 13V12H0ZM12 13V12H11ZM24 13V12H23ZM39 13V12H38ZM65 13V12H64ZM77 13H79L78 11H77ZM85 13H86V11H85ZM128 13V12H127ZM131 13V12H130ZM157 13V14H158ZM199 13V12H198ZM197 13V14H198ZM221 13V12H220ZM226 13V12H225ZM237 13V12H236ZM242 13H244V12H242ZM34 14V13H33ZM32 14V15H33ZM46 14H47V12H46ZM80 14V13H79ZM94 14V13H93ZM93 14H92V16H93ZM125 15H126V13H124ZM133 14V13H132ZM148 14V13H147ZM152 14V13H151ZM156 14V16H158ZM196 14V13H195ZM222 14V13H221ZM235 14V13H234ZM14 15H16V14H14ZM21 15V14H20ZM19 15V16H20ZM59 15V14H58ZM192 15H194V14H192ZM191 15V16H192ZM226 15H228V14H226ZM225 15V16H226ZM256 15V14H255ZM261 15V14H260ZM12 16V15H11ZM65 16V15H64ZM89 16H91V15H89ZM91 16V17H92ZM95 16V15H94ZM254 16V15H253ZM31 17V16H30ZM35 17H37L36 15H35ZM53 17V16H52ZM57 17H59V16H57ZM72 17V16H71ZM97 17V16H96ZM122 17H124V16H122ZM126 17V16H125ZM145 17V16H144ZM143 17V18H144ZM159 17H160V15H159ZM158 17V18H159ZM224 17V16H223ZM229 17V16H228ZM233 17V16H232ZM263 17V16H262ZM261 17V18H262ZM34 17H32V19H33ZM40 18V17H39ZM42 18H44V17H42ZM75 18V17H74ZM95 18V17H94ZM119 18V17H118ZM157 18V17H156ZM217 18V17H216ZM237 18V17H236ZM255 18V17H254ZM259 18V17H258ZM66 19V18H65ZM73 19V18H72ZM71 19V20H72ZM100 19H102V17L100 18ZM129 19V18H128ZM132 19V18H131ZM214 19V18H213ZM221 19H222V17H221ZM229 19V18H228ZM10 20V19H9ZM9 20H6L7 21V23H8V21ZM12 20V19H11ZM27 20V19H26ZM25 20V21H26ZM31 20V19H30ZM49 20V19H45V22H47V21ZM52 20V19H51ZM55 20H57V18L55 19ZM64 20V19H63ZM83 20V19H82ZM142 20H144V19H142ZM209 20V19H208ZM218 20V19H217ZM223 20V19H222ZM221 20V21H222ZM231 20H233V19H231ZM238 20V19H237ZM18 21V20H17ZM16 21V22H17ZM24 21V22H25ZM35 21H36V19H35ZM43 21H44V19H43ZM89 21V20H88ZM87 21V22H88ZM133 21V20H132ZM148 21V20H147ZM157 21V20H156ZM156 21H154V22H156ZM162 21V20H161ZM160 21V22H161ZM212 21V20H211ZM210 21V22H211ZM264 21V20H263ZM19 22V21H18ZM37 22V21H36ZM49 22V21H48ZM84 21H82V23H83ZM90 22H92V21H90ZM109 22V21H108ZM159 22V21H158ZM226 22H227V20H226ZM234 22V21H233ZM249 22V21H248ZM10 23H13V22H10ZM29 23H31V22H29ZM53 23V22H52ZM61 23H62V21H61ZM93 23V22H92ZM104 24H105V22H103ZM109 23H111V22H109ZM127 23V22H126ZM130 23V22H129ZM162 23V22H161ZM164 23V22H163ZM206 23H208V22H206ZM205 23V24H206ZM212 23V22H211ZM220 24L222 23V22H219ZM9 24V23H8ZM32 24V23H31ZM41 24V23H40ZM49 24V23H48ZM84 24H85V22H84ZM94 24V23H93ZM106 24H108V23H106ZM152 24V23H151ZM215 24V23H214ZM227 24V23H226ZM239 24V23H238ZM241 24V23H240ZM11 25V24H10ZM10 25H8V26H10ZM22 25V24H21ZM42 25V24H41ZM125 25V24H124ZM146 25V24H145ZM153 25H155V23L154 24H152V26ZM16 26V25H15ZM38 26V25H37ZM64 25H62V27H63ZM85 26V25H84ZM104 25H102V27H103ZM109 26V25H108ZM119 26V25H118ZM205 26V25H204ZM208 26H209V24H208ZM208 26H206V27H208ZM213 26V25H212ZM230 26H231V24H230ZM249 26V25H248ZM253 26V25H252ZM5 27V26H4ZM53 27V26H52ZM58 27V26H57ZM60 27V26H59ZM82 27V26H81ZM81 27H79V28H81ZM98 27V26H97ZM114 27V26H113ZM156 27V26H155ZM165 27V26H164ZM224 27V26H223ZM239 27V26H238ZM0 28H2V27H0ZM34 28V27H33ZM44 28V27H43ZM50 28V27H49ZM66 28V27H65ZM117 28V27H116ZM125 28V27H124ZM210 28V27H209ZM226 28V27H225ZM3 29V28H2ZM1 29V30H2ZM15 29V28H14ZM21 29V28H20ZM23 29V28H22ZM91 29V28H90ZM137 29V28H136ZM156 29V28H155ZM207 29V30H206ZM238 29V28H237ZM18 31H20L19 30V28L17 29ZM56 30V29H55ZM54 30V31H55ZM76 30V29H75ZM74 30V31H75ZM79 30H81V29H79ZM167 30V29H166ZM171 30V29H170ZM169 30V31H170ZM212 30V29H211ZM227 30H228V28H227ZM231 30H232V28H231ZM235 30V29H234ZM242 30V29H241ZM246 30H248V29H246ZM25 31V30H24ZM47 31H48V29H47ZM53 31V32H54ZM58 31V30H57ZM93 31H95V30H93ZM100 31V30H99ZM98 31V32H99ZM108 31H109V29H108ZM145 31V30H144ZM154 31V30H153ZM161 31V30H160ZM168 31V30H167ZM213 31V30H212ZM230 31V30H229ZM251 31H253V32H251L252 33V35L248 38V39H246V40H244V39H239V40H237L238 42H236L235 43V40H233V38L232 39H229V38H226V36H225V33L223 34L224 35V37L226 38V39H224V41H223V48H225L226 49V51L228 50V51H231V52H233V51H238V50H241L242 51V53H243V56H242V61L244 62V64L242 65V64H238L237 63V65H232V66H230V64L229 63H227V64H229V67H231L232 69H234L235 71H237V72H239V74H241V75H244V76H246V77H248V79L251 81V86H249V87H247V88H245V89H234V88H232L233 86H228V85H226L225 84V78L222 76V74L220 75L219 73H217L215 70H212L211 69V67H210V63H209V60L208 59H203L202 60V58H200L201 59V62H199L198 64H197V68H196V70H195V73H196V75H198V76H200V78L201 79H203V80H205L206 82H208L210 85H212V87L214 86V87H217L218 88V91L221 93V94H223V103H221L222 105H224V106H226V107H228V108H236V110L238 109V111L241 113V118H237V117H235V116H232V115H224V114H222V113H220V109H217L216 107H213V106H215V105H213V106H208V107H206L205 108V114H206V117H208L211 121H212V125L211 126H209V125H207V124H204L203 123V119H202V117L204 116H200V115H198V113L196 114V113H194V111H192V110H188V114H189V120H190V122H191V125L192 126H190V132L192 133V135H193V137H195L194 139H196V138H198V139H203V138H206L209 134H210V130L211 129H213V128H215V127H218L217 125H221V127L222 126H225V127H231V126H236V124H237V126L238 125H240L241 124V126L242 127H246L247 126V124H248V121L251 119V117L252 116H254L253 115V112H252V110L251 109H249V108H247V107H244L243 105L246 103V104H248L247 106H249L250 104L251 105H254L255 103H258V99H260V98H263L264 97V22H261V23H259V24H255L254 26H253V28H252V30ZM26 32V31H25ZM51 32V31H50ZM239 32V31H238ZM8 33V32H7ZM6 33V34H7ZM21 33V32H20ZM31 33H33V30H32V32ZM55 33V32H54ZM61 33V32H60ZM82 33V32H81ZM85 33H86V31H85ZM104 33V32H103ZM107 33V32H106ZM110 33V32H109ZM169 33H171V32H169ZM215 33V32H214ZM217 33V32H216ZM223 33V32H222ZM229 33H231V32H229ZM229 33H228V35H229ZM240 33H241V31H240ZM244 33V32H243ZM0 34H4V33H0ZM9 34V33H8ZM16 34V33H15ZM66 34V33H65ZM128 34V33H127ZM158 34V33H157ZM163 34V33H162ZM167 34V33H166ZM227 34V33H226ZM12 35V34H11ZM18 35V34H17ZM30 35V34H29ZM42 35V34H41ZM46 35V34H45ZM57 35V34H56ZM117 35V34H116ZM141 35V34H140ZM159 35H160V32H159ZM240 35V34H239ZM248 35V34H247ZM23 36V35H22ZM35 36V35H34ZM47 36V35H46ZM66 36V35H65ZM106 36V35H105ZM109 36V37H108ZM107 37L108 38H111V39H113L115 36H114V34L112 33V34H109ZM143 36H145V34L143 35ZM162 36V35H161ZM169 36H172V35H169ZM175 36V35H174ZM217 36H219V35H217ZM231 36H232V34H231ZM233 36H234V32H233ZM159 37V36H158ZM157 37V38H158ZM167 38H168V35L166 36ZM241 37H244V36H241ZM13 38H15V37H13ZM20 38V37H19ZM60 38H62V37H60ZM98 38V37H97ZM138 38V37H137ZM167 38L165 39V40H167ZM172 38V37H171ZM181 38V37H180ZM219 38V37H218ZM221 38V37H220ZM236 38V37H235ZM246 38V37H245ZM2 39V38H1ZM18 39V38H17ZM33 39V38H32ZM70 39H71V37H70ZM169 39V38H168ZM197 39V41H199L198 39H199V37L198 38H196ZM216 39V38H215ZM10 40V39H9ZM12 40V39H11ZM13 40H15V39H13ZM19 40V39H18ZM18 40H15V42H17ZM31 40V39H30ZM29 40V41H30ZM43 40V39H42ZM96 40V39H95ZM101 41H99V42H102L104 39H100ZM118 40V39H117ZM131 40V39H130ZM147 40V39H146ZM159 40V39H158ZM161 40V39H160ZM179 40V39H178ZM185 40V39H184ZM206 40V41H207ZM216 40H219V39H216ZM221 40H223V39H221ZM21 41V40H20ZM23 41H24V39H23ZM28 41V42H29ZM94 41V40H93ZM115 41V40H114ZM211 41V40H210ZM214 40H212V42H213ZM1 42V41H0ZM7 42V41H6ZM53 42V41H52ZM97 42V41H96ZM108 42V41H107ZM132 42V41H131ZM135 42V41H134ZM142 42V41H141ZM140 42V43H141ZM173 42V41H172ZM176 42V41H175ZM178 42V41H177ZM180 42V41H179ZM217 42V41H216ZM9 43H10V41H9ZM13 43V42H12ZM45 43V42H44ZM56 43V42H55ZM109 43V42H108ZM118 43V42H117ZM148 43V42H147ZM150 43V42H149ZM152 43V42H151ZM200 43V42H199ZM203 44H204V42H202ZM206 43V42H205ZM215 43V42H214ZM218 43H219V41H218ZM222 43V42H221ZM19 44V43H18ZM18 44H15V45H18ZM33 44V43H32ZM48 44H49V42H48ZM99 44V43H98ZM101 45L103 44V43H100ZM105 44V43H104ZM208 44V43H207ZM210 44V43H209ZM220 44V43H219ZM1 45V44H0ZM4 45H5V43H4ZM10 45H12V46H14L13 44H10ZM20 45V44H19ZM147 45V44H146ZM149 45V44H148ZM191 45H192V42H191ZM216 45H217V43H216ZM8 46V44L6 45V47ZM11 46V47H12ZM20 46H22V45H20ZM24 46H25V44H24ZM45 46V45H44ZM51 46V45H50ZM63 46H64V44H63ZM161 46V45H160ZM185 46H186V44H185ZM197 45H194V47H196ZM203 46V45H202ZM208 46V45H207ZM206 46V47H207ZM220 46V45H219ZM5 47V46H4ZM3 47V48H4ZM66 47V46H65ZM99 47V46H98ZM103 47V46H102ZM146 47V46H145ZM148 47V46H147ZM151 47V46H150ZM154 47V46H153ZM170 47V46H169ZM217 47V46H216ZM1 48V47H0ZM24 48V47H23ZM57 48V47H56ZM64 48V47H63ZM62 48V49H63ZM100 48V47H99ZM136 48V47H135ZM139 48V47H138ZM149 48V47H148ZM180 48V47H179ZM188 48V47H187ZM189 48H190V46H189ZM193 48V47H192ZM201 48V47H200ZM199 48V49H200ZM211 48H212V46H211ZM14 49V48H13ZM46 49H48V48H46ZM69 49V48H68ZM94 49V48H93ZM114 49V48H113ZM151 49H152V47H151ZM166 49H168V48H166ZM206 49V48H205ZM204 49V50H205ZM7 50H9L8 49V47H7ZM18 50H20L19 48H18ZM18 50H16V51H18ZM28 50V49H27ZM40 50V49H39ZM56 50V49H55ZM119 50V49H118ZM140 50H142V49H140ZM155 50V49H154ZM160 50V49H159ZM203 50V52H206V51H204ZM216 50V49H215ZM223 50V49H222ZM12 51V50H11ZM47 51H49V50H47ZM68 51V50H67ZM70 51V50H69ZM100 51V50H99ZM146 51H147V49H146ZM208 51H209V49H208ZM211 51V50H210ZM217 51V50H216ZM220 51V50H219ZM6 52V51H5ZM21 52V51H20ZM27 52V51H26ZM26 52H24V54L26 53ZM35 52V51H34ZM37 52V51H36ZM65 51H63V53H64ZM74 52V51H73ZM102 52V51H101ZM106 52V51H105ZM120 52V51H119ZM150 52V51H149ZM152 52V51H151ZM155 52V51H154ZM161 52V51H160ZM167 52V51H166ZM213 52V51H212ZM235 52V53H236ZM239 52V51H238ZM42 53V52H41ZM45 53V52H44ZM46 53H49V52H46ZM56 53V52H55ZM118 53V52H117ZM134 53H135V51H134ZM137 53V52H136ZM157 53H158V51H157ZM208 53V52H207ZM241 53V54H242ZM8 54V53H7ZM12 54V53H11ZM23 54V55H24ZM72 54V53H71ZM94 54V53H93ZM112 54H114V53H112ZM161 54V53H160ZM164 54V53H163ZM212 55H213V57L215 58V60H217V62L219 61V64L220 63H223V62H226V60L225 59H223V58H225V57H223V58H221V56H220V54H218V53H211ZM230 54V53H229ZM5 55H6V53H5ZM13 56H14V54H12ZM26 55V54H25ZM50 55V54H49ZM55 55V54H54ZM59 55V54H58ZM69 55V54H68ZM94 55H96V54H94ZM97 55H98V53H97ZM143 55H144V53H143ZM145 55H146V53H145ZM149 55L151 56V54L149 53ZM204 55V54H203ZM234 55V54H233ZM237 55H238V53H237ZM12 56V57H13ZM15 56H17V55H15ZM47 56V55H46ZM66 56V55H65ZM69 56H71L72 57V55H69ZM77 56V55H76ZM127 56V55H126ZM133 56V55H132ZM141 56L142 55H140V58H141ZM147 56V55H146ZM155 56H157V55H155ZM159 57H161V55H158ZM157 56V57H158ZM168 57H170L171 56V54H170V56L169 55H167ZM178 56V55H177ZM177 56H173L169 61H168V59H167V61H168V66L166 65V68L165 69H163L162 71H163V74H165L166 76H171V75H176V74H178L179 75V73H181L185 68H187V65L184 63V59L182 60V59H180L179 57H177ZM183 56V55H182ZM92 57V56H91ZM93 57H95V56H93ZM149 57V56H148ZM156 57V58H157ZM194 57V56H193ZM203 57V56H202ZM38 58V57H37ZM59 58V57H58ZM89 58V57H88ZM96 58V57H95ZM114 58V57H113ZM128 58V57H127ZM150 58H152V57H150ZM183 58V57H182ZM237 58H239V57H237ZM5 59V58H4ZM30 59V58H29ZM74 59H75V57H74ZM102 59V58H101ZM104 59V58H103ZM138 59V58H137ZM142 59V58H141ZM161 59V58H160ZM189 59V58H188ZM229 59V58H228ZM235 59V58H234ZM240 59V58H239ZM10 60V59H9ZM12 60H14V59H12ZM40 60V59H39ZM51 60H52V58H51ZM64 60V59H63ZM95 60V59H94ZM136 60V59H135ZM159 60V59H158ZM163 60H166V59H163ZM198 60V58L195 60V61H197ZM7 61V60H6ZM80 61V60H79ZM78 61V62H79ZM82 61V60H81ZM84 61V60H83ZM93 61V60H92ZM106 61V60H105ZM109 61V60H108ZM111 61V60H110ZM125 61H127V60H125ZM143 61V60H142ZM154 58H152V59H148L147 61H146V67L148 66L150 69L151 68H154V62L156 61H154ZM160 61V60H159ZM188 61V60H187ZM187 61H186V63H187ZM200 61V60H199ZM234 61V60H233ZM236 61V60H235ZM19 62V61H18ZM65 62H67V61H65ZM77 62V63H78ZM85 62V61H84ZM96 62H97V60H96ZM120 62H122V61H120ZM137 63H138V61H136ZM198 62V61H197ZM5 63V62H4ZM40 63V62H39ZM69 64H70V62H68ZM92 63V62H91ZM94 63V62H93ZM99 63H101V62H99ZM106 63H108V62H106ZM123 63V62H122ZM145 63V62H144ZM157 63V62H156ZM190 63V62H189ZM191 63H193V62H191ZM191 63H190V65H191ZM196 63V62H195ZM212 63V62H211ZM234 63V62H233ZM18 64V63H17ZM66 64V63H65ZM72 64V63H71ZM80 64V63H79ZM89 65H91L90 63H88ZM98 64V63H97ZM102 64V63H101ZM100 64V65H101ZM105 64V63H104ZM113 64V63H112ZM118 64V63H117ZM141 64V63H140ZM139 64V65H140ZM158 64H159V62H158ZM7 65V64H6ZM26 65V64H25ZM38 65V64H37ZM74 65V64H73ZM81 65V64H80ZM86 65H87V63H86ZM133 65H135V64H133ZM189 65V64H188ZM190 65H189V67H190ZM213 65V64H212ZM226 65V64H225ZM58 66V65H57ZM64 66V65H63ZM75 66H76V64H75ZM88 66V65H87ZM95 66V65H94ZM119 66V65H118ZM214 66V65H213ZM224 66V65H223ZM4 67V66H3ZM13 67V66H12ZM17 67V66H16ZM30 67H31V65H30ZM84 67V66H83ZM121 67V66H120ZM126 67V66H125ZM128 67V66H127ZM133 67V66H132ZM136 67H138V66H136ZM143 67V66H142ZM156 67V66H155ZM195 67V66H194ZM194 67H193V69H194ZM215 67V66H214ZM213 67V68H214ZM228 67V68H229ZM22 68V67H21ZM50 68V67H49ZM55 68H57V67H55ZM63 68V67H62ZM79 68V67H78ZM77 68V69H78ZM86 68V67H85ZM94 68V67H93ZM103 68V67H102ZM107 68V67H106ZM115 68V67H114ZM124 68V67H123ZM122 68V69H123ZM162 68H163V66H162ZM162 68H160V69H162ZM192 68V67H191ZM216 68H218V67H215V69ZM1 69V68H0ZM24 69V68H23ZM28 69V68H27ZM60 69H61V66H60ZM63 69H65V68H63ZM76 69V70H77ZM99 69V68H98ZM104 69H105V67H104ZM111 69H113V68H111ZM119 69V68H118ZM126 69V68H125ZM139 69V68H138ZM149 69V70H150ZM46 70V69H45ZM51 70L52 69H50V71L48 70L47 72H51ZM53 70H55V69H53ZM80 70V69H79ZM115 70V69H114ZM130 70V69H129ZM218 70V69H217ZM220 70V69H219ZM227 70V69H226ZM7 71V70H6ZM15 71H17V70H15ZM60 71V70H59ZM92 71V70H91ZM103 71V70H102ZM105 71H107L106 69H105ZM121 71V70H120ZM124 71V70H123ZM122 71V72H123ZM140 71V70H139ZM152 71V70H151ZM157 71V70H156ZM161 71V70H160ZM161 71V72H162ZM188 71V70H187ZM227 71H229V70H227ZM26 72V71H25ZM62 72H65L66 73V70L64 71H62ZM69 72H70V69H69ZM80 72V71H79ZM84 72V71H83ZM93 72H94V70H93ZM115 72V71H114ZM153 72V71H152ZM158 72V71H157ZM186 72V71H185ZM192 72V71H191ZM5 73V72H4ZM7 73V72H6ZM18 73V72H17ZM29 73V72H28ZM77 73V72H76ZM96 73V72H95ZM98 73V72H97ZM110 73V72H109ZM136 73V72H135ZM145 73V72H144ZM187 73V72H186ZM221 73V72H220ZM222 73H223V71H222ZM11 74V73H10ZM13 74V73H12ZM23 74V73H22ZM25 74H27V73H25ZM33 74V73H32ZM81 74V73H80ZM86 74V73H85ZM103 74V73H102ZM146 74V73H145ZM144 74V75H145ZM182 74H184V72L182 73ZM192 74H194V72L192 73ZM191 74V75H192ZM230 74V73H229ZM232 74V73H231ZM230 74V75H231ZM236 74V73H235ZM238 74V73H237ZM37 75V74H36ZM76 75V74H75ZM117 75V74H116ZM116 75H114V77H116ZM124 75V74H123ZM126 75H128V73L126 74ZM131 75V74H130ZM164 75V76H165ZM191 75H189V76H191ZM225 75H227V73H225ZM233 75V74H232ZM15 76V75H14ZM28 76V75H27ZM50 76V75H49ZM58 76V75H57ZM63 76V75H62ZM132 76V75H131ZM37 77V76H36ZM46 77H48V75L46 76ZM45 77V78H46ZM51 77H52V75H51ZM66 77V76H65ZM86 77H88V76H86ZM100 77V76H99ZM105 77V76H104ZM103 77V78H104ZM109 77V76H108ZM117 77H119V76H117ZM124 77V76H123ZM127 77V76H126ZM125 77V78H126ZM143 77V76H142ZM151 77V76H150ZM160 77V76H159ZM227 77V76H226ZM2 78V77H1ZM12 78V77H11ZM102 78V79H103ZM110 78V77H109ZM134 77H132L131 79H133ZM143 78H145V77H143ZM148 78V77H147ZM154 79H156L157 80V78H158V75L157 76H155V77H153ZM198 78V77H197ZM236 78V77H235ZM5 79V78H4ZM6 79L8 80V78L6 77ZM16 79V78H15ZM33 79V78H32ZM35 79V78H34ZM33 79V80H34ZM50 79V78H49ZM55 79V78H54ZM73 79H75V78H73ZM79 79V78H78ZM93 79V78H92ZM95 79H97V77L95 78ZM102 79H100V80H102ZM113 79V78H112ZM117 79V78H116ZM121 79V78H120ZM136 79V78H135ZM141 80H142V78H140ZM162 79V78H161ZM169 79V78H168ZM176 79V78H175ZM231 79H232V76H231ZM230 79V80H231ZM2 80V79H1ZM14 80V79H13ZM127 80V79H126ZM134 80V79H133ZM141 80H140V82H141ZM172 80V79H171ZM185 80V79H184ZM187 80V79H186ZM185 80V81H186ZM191 80V79H190ZM200 80V79H199ZM42 81V80H41ZM45 81H47V80H45ZM75 81V80H74ZM77 81V80H76ZM99 81V80H98ZM112 81V80H111ZM132 81V80H131ZM143 81V80H142ZM147 81V80H146ZM155 81V80H154ZM164 81H165V78H164ZM185 81H181V82H185ZM228 81V80H227ZM31 83H32V81H30ZM50 82V81H49ZM63 82V81H62ZM91 82V81H90ZM93 82H94V80H93ZM116 82V81H115ZM122 82V81H121ZM144 82V81H143ZM159 83L161 82V80L160 81H158ZM181 82H179V80L178 81H176V80H174L172 83H171V85L168 87L167 86V88L168 89H166L165 91H163V86L162 85H160L161 87L159 88V94L161 95V97L163 96V97H165V98H167L168 99V96H173V97H175V98H179V99H181V100H183L184 98H187L191 93H193V92H195L196 93V91L198 90L197 89V85L196 86H194V85H192V83H191V85H185V84H183V83H181ZM198 82H200V81H198ZM232 82V81H231ZM2 83V82H1ZM5 83H7V82H5ZM30 83V84H31ZM37 83V82H36ZM39 83V82H38ZM46 83V82H45ZM64 83L66 84V82L64 81ZM126 83V82H125ZM158 83V84H159ZM228 83V82H227ZM230 83V82H229ZM228 83V84H229ZM34 84V83H33ZM41 84V83H40ZM96 84H97V82H96ZM98 84H99V82H98ZM106 84V83H105ZM203 85H204V83H202ZM248 84V83H247ZM0 85H2V84H0ZM4 85V84H3ZM34 85H37V84H34ZM39 85V84H38ZM37 85V86H38ZM49 85H51V84H49ZM53 85V84H52ZM67 85H69V84H67ZM86 85V84H85ZM107 85V84H106ZM109 85V84H108ZM120 85V84H119ZM144 85H146L145 83H144ZM156 85H157V83H156ZM207 85V84H206ZM233 85V84H232ZM234 85H236V84H234ZM8 86V85H7ZM7 86H6V88H7ZM32 86V85H31ZM31 86H29V88L31 87ZM47 86V85H46ZM90 86V85H89ZM96 86V85H95ZM155 86V85H154ZM35 87V86H34ZM50 87V86H49ZM68 87H70V86H68ZM76 87V86H75ZM79 87V86H78ZM81 87V86H80ZM79 87V88H80ZM102 87V86H101ZM115 87V86H114ZM139 87H141V86H139ZM138 87V88H139ZM159 87V86H158ZM166 87V86H165ZM211 87V86H210ZM245 87V86H244ZM243 87V88H244ZM28 88V87H27ZM33 88V87H32ZM32 88H30V89H32ZM37 88V87H36ZM47 88V87H46ZM45 88V89H46ZM55 88V87H54ZM57 88V87H56ZM90 88V87H89ZM89 88H86V89H89ZM104 88H105V86H104ZM108 88V87H107ZM137 88V86L135 85V84H130V83H127V85H121L120 87H119V90H120V93H122V94H124V95H126V96H129L130 98H131V101L133 102V105L130 107V105H129V107H124L125 109L123 110V112H122V110H121V112H122V114H120V115H116V116H111V117H109V118H106V119H108V120H106L107 121V125L106 124H104V125H106L105 127H102L101 129H99L96 133H94V131H93V134H91V135H88L86 138H84L85 140H94V141H96V142H111V143H115V144H117V145H121V144H132L133 143V138H132V136H130V134H129V132L133 129V128H137V129H139V130H141V132L143 133V135H145V137H146V139L148 140V143L149 144H151V145H153L154 147H156V148H160V146H161V144H162V140L164 139V137L166 136V135H168L169 134V132H168V127H167V124H166V121L165 120H163V119H156V117H155V115L156 114H154V116H150V110L151 109H153L154 107H155V104H154V102H153V100H148V101H146L143 97H142V95L143 94H141V90H139ZM157 88V87H156ZM202 88H204L203 86H202ZM209 88V87H208ZM19 89V88H18ZM24 89V88H23ZM34 89V88H33ZM58 89V88H57ZM118 89V88H117ZM207 89V88H206ZM214 89V88H213ZM16 90V89H15ZM28 90V89H27ZM26 90V91H27ZM42 90H44V89H42ZM77 90V89H76ZM84 90V89H83ZM95 90V89H94ZM158 90V89H157ZM12 91V90H11ZM13 91H14V89H13ZM61 91V90H60ZM70 91H72L71 90V87H70ZM90 92H91V90H89ZM116 91V90H115ZM213 91V90H212ZM212 91L210 92V93H212ZM216 91V90H215ZM35 92H36V90H35ZM38 92H39V90H38ZM68 92V91H67ZM76 92V91H75ZM75 92H73V93H75ZM77 92H80V91H77ZM84 92H85V90H84ZM201 92H202V90H201ZM206 92V91H205ZM209 92V91H208ZM207 92V93H208ZM214 92V91H213ZM218 92V93H219ZM31 93V92H30ZM60 93V92H59ZM62 93V92H61ZM88 93V92H87ZM99 93V92H98ZM104 93V92H103ZM149 93H151V92H149ZM203 93H204V90H203ZM202 93V94H203ZM13 94V93H12ZM11 94V95H12ZM15 94V93H14ZM36 94V93H35ZM43 94V93H42ZM63 94V93H62ZM71 94V93H70ZM76 94V93H75ZM94 94H95V92H94ZM94 94H93V96H94ZM114 94V93H113ZM117 94V93H116ZM122 94H120V95H122ZM215 94H216V92H215ZM25 95V94H24ZM28 95V94H27ZM33 95V94H32ZM39 95H40V93H39ZM67 95V94H66ZM72 95V94H71ZM78 95H80L79 93H78ZM89 95V94H88ZM98 94H96L95 96H97ZM101 95H102V93H101ZM150 95V94H149ZM152 95V94H151ZM159 95V96H160ZM194 95V94H193ZM9 96H10V94H9ZM33 96H35V95H33ZM44 96V95H43ZM57 96V95H56ZM86 96V95H85ZM146 96V95H145ZM18 97V96H17ZM27 97V96H26ZM32 97V96H31ZM54 97V96H53ZM58 97H60V96H58ZM103 97H105L106 98V96H104L103 95ZM102 97V98H103ZM111 97V96H110ZM212 97V96H211ZM214 97H216V96H214ZM222 97V96H221ZM2 98V97H1ZM6 98V97H5ZM22 98V97H21ZM51 98V97H50ZM56 98V97H55ZM68 98V97H67ZM85 98H88L87 96L85 97ZM100 98V97H99ZM99 98H98V100L97 101H99ZM102 98L100 99V100H102ZM108 98V97H107ZM114 98V97H113ZM151 98V97H150ZM194 98H196V96H194ZM7 99V98H6ZM28 99V98H27ZM35 99H36V97H35ZM52 99V98H51ZM54 99V98H53ZM59 99V98H58ZM112 99V98H111ZM117 99V98H116ZM115 99V100H116ZM190 99V98H189ZM9 100V99H8ZM10 100H11V98H10ZM9 100V101H10ZM47 100V99H46ZM64 100H65V98H64ZM93 100V99H92ZM106 100V99H105ZM122 101H123V99H121ZM169 100V99H168ZM195 100V99H194ZM216 100V99H215ZM27 101V100H26ZM29 101H30V99H29ZM60 101H62V100H60ZM71 101V100H70ZM95 101H96V99H95ZM112 101V100H111ZM175 101V100H174ZM189 101V100H188ZM187 101V102H188ZM196 101V100H195ZM198 101V100H197ZM221 101V100H220ZM7 102V101H6ZM23 102V101H22ZM21 102V103H22ZM31 102V101H30ZM94 102V101H93ZM101 102V101H100ZM126 102H129V101H126ZM173 102V101H172ZM172 102H170V100H169V105H171L172 107H173V105H172ZM219 102V101H218ZM222 102V101H221ZM237 102H241V103H244V104H240V103H237ZM4 103V102H3ZM19 103V102H18ZM17 103V104H18ZM38 103V102H37ZM51 103V102H50ZM58 103V102H57ZM70 103V102H69ZM68 103V104H69ZM111 103V102H110ZM114 103V102H113ZM116 103V102H115ZM114 103V104H115ZM123 103V102H122ZM130 103V102H129ZM178 103H179V101H178ZM186 103V102H185ZM191 103V102H190ZM201 103V102H200ZM199 103V104H200ZM205 103V102H204ZM212 103H214V102H212ZM216 103V102H215ZM32 104V103H31ZM33 104H34V101H33ZM52 104V103H51ZM59 104V103H58ZM57 104V105H58ZM62 104V103H61ZM103 104H105V103H103ZM106 104H108L107 102H106ZM132 104V103H131ZM161 104H163V103H161ZM166 104V103H165ZM173 104H177V103H174L173 102ZM183 103L181 102V105H182ZM203 104V103H202ZM202 104H201V106H202ZM210 104H211V102H210ZM220 104V103H219ZM35 105V104H34ZM53 105V104H52ZM60 105V104H59ZM83 105V103L81 104V106ZM87 106V108H88V103L86 104ZM100 105V104H99ZM111 105V104H110ZM122 105V104H121ZM167 105H168V103H167ZM218 105V104H217ZM8 106H9V104H8ZM11 106V105H10ZM26 106V105H25ZM29 106V105H28ZM33 106V105H32ZM49 105L48 104H44V106H40V109H43V111L45 112V114L48 116V117H52L51 119H53V121L54 122H60V123H65V124H69V122L73 119H71V117H72V115L74 114V112L76 111V104H75V102L74 101H72L71 103H70V105L68 106V108H69V110H68V112H66V113H64V112H60V113H57V110H56V112H54L53 110H52V108H50V107H48ZM55 106V105H54ZM53 106V107H54ZM80 106V105H79ZM80 106V107H81ZM105 106V105H104ZM103 106V107H104ZM123 106V105H122ZM170 106V107H171ZM206 105H204V107H205ZM246 106V105H245ZM14 107V106H13ZM16 107H18V106H16ZM20 107V106H19ZM34 107V106H33ZM32 107V108H33ZM38 107V106H37ZM169 107V106H168ZM175 107H176V105H175ZM178 107V106H177ZM183 107H185V106H183ZM189 107V106H188ZM219 107V106H218ZM225 107V108H226ZM251 107H254V106H251ZM264 107V104H263V106H261L260 104L258 105V107H254L256 110H258L259 111V109L260 108H263ZM10 108V107H9ZM55 108V107H54ZM107 108V107H106ZM118 108H119V106H118ZM182 108V107H181ZM193 108V107H192ZM199 108V107H198ZM254 108H252V109H254ZM12 109V108H11ZM14 109V111H16L15 110V108H13ZM31 109V108H30ZM56 109V108H55ZM54 109V110H55ZM65 109H66V107H65ZM91 109V108H90ZM101 109V108H100ZM104 109V108H103ZM121 109H123V108H121ZM169 109V108H168ZM8 110V109H7ZM37 110L39 111V109L37 108ZM112 110V109H111ZM110 110V111H111ZM172 110H173V108H172ZM178 110V109H177ZM251 110V111H250ZM6 111V110H5ZM5 111H3V112H5ZM19 111H21V110H19ZM42 111V110H41ZM61 111H63V110H61ZM66 111V110H65ZM87 111V110H86ZM104 111V110H103ZM175 111V110H174ZM185 111V110H184ZM225 111V110H224ZM253 111H255V110H253ZM43 112V113H44ZM97 112H99V111H97ZM102 112V111H101ZM156 112L158 113L159 111H157L156 110ZM173 112V111H172ZM179 112V111H178ZM187 112V111H186ZM185 112V113H186ZM7 113V112H6ZM10 113H11V111H10ZM31 113V112H30ZM39 113V112H38ZM89 113V112H88ZM92 112H90V114H91ZM106 113V112H105ZM111 113V112H110ZM175 113V112H174ZM225 113H227V112H225ZM257 113V112H256ZM0 114L1 115H3L1 112H0ZM9 114V113H8ZM14 114V113H13ZM18 114V113H17ZM19 114H20V112H19ZM22 114H24V116H25V113L24 112H22ZM28 114V113H27ZM76 114V113H75ZM179 114V113H178ZM228 114H230V112H228ZM237 114V113H236ZM259 114V113H258ZM257 114V115H258ZM1 115H0V117H1ZM16 115V114H15ZM86 115V114H85ZM103 115V114H102ZM101 115V116H102ZM159 115V114H158ZM169 115V114H168ZM174 115V114H173ZM4 116V115H3ZM3 116H2V118H3ZM8 115L6 114V117H7ZM21 116V115H20ZM19 116V117H20ZM45 116V115H44ZM75 116V115H74ZM73 116V117H74ZM76 116H77V114H76ZM105 116V115H104ZM170 116V115H169ZM240 116V115H239ZM264 116V115H263ZM16 117V116H15ZM27 117V116H26ZM29 117V116H28ZM36 117V116H35ZM149 117H151V119L153 120H151L152 121V123L150 124V125H148V123L146 124V120L149 118ZM175 117H176V115H175ZM175 117H173V118H175ZM186 117V116H185ZM205 117V116H204ZM30 118V117H29ZM28 118V119H29ZM33 118V117H32ZM96 118V117H95ZM172 118V119H173ZM24 119V118H23ZM22 119V120H23ZM40 119V118H39ZM45 119V118H44ZM48 119V118H47ZM171 119V120H172ZM183 119V118H182ZM186 119V118H185ZM206 119V118H205ZM254 119V118H253ZM258 119V118H257ZM2 120V119H1ZM17 120V119H16ZM34 120V119H33ZM38 120V119H37ZM180 120V119H179ZM6 121V120H5ZM15 121V120H14ZM12 119L11 120H7L6 121V124L9 126V125H12V124H14V123H16L17 121H15L14 122ZM31 120L29 119V121L28 122H30ZM34 121H36V120H34ZM51 121V120H50ZM85 121V120H84ZM173 121V120H172ZM178 121V120H177ZM184 121V120H183ZM207 121V120H206ZM3 122V121H2ZM21 122V121H20ZM23 122V121H22ZM33 122V121H32ZM47 122V121H46ZM101 122V121H100ZM100 122H98V123H100ZM150 122V121H149ZM175 122V121H174ZM185 122V121H184ZM187 122V121H186ZM260 122V121H259ZM37 123V122H36ZM35 123V124H36ZM42 123V122H41ZM45 123V122H44ZM43 123V124H44ZM180 123H181V121H180ZM255 123H256V121H255ZM261 123V122H260ZM85 124V123H84ZM88 124V123H87ZM4 125V124H3ZM29 125V124H28ZM27 125V126H28ZM41 125V124H40ZM46 125H48L47 123H46ZM54 125V124H53ZM64 125V124H63ZM81 125V124H80ZM94 125H95V123H94ZM22 126V125H21ZM26 126V125H25ZM36 126V125H35ZM38 126V125H37ZM50 126H51V123H50ZM61 126V125H60ZM68 126V125H67ZM67 126L65 125V127L67 128ZM71 126H72V124H71ZM186 126V125H185ZM260 126H261V124H260ZM5 127V126H4ZM23 127V126H22ZM22 127H21V129H22ZM38 127H40V126H38ZM76 127V126H75ZM74 127V128H75ZM189 127V126H188ZM253 127H254V125H253ZM14 128H16V127H14ZM28 128H30V127H28ZM34 128V127H33ZM51 128V127H50ZM49 128V129H50ZM61 128V127H60ZM73 128V129H74ZM86 128V127H85ZM170 128V127H169ZM176 128V127H175ZM183 128V127H182ZM186 128V127H185ZM219 128H220V126H219ZM237 128V127H236ZM5 129H6V127H5ZM4 129V130H5ZM24 129V128H23ZM35 129V128H34ZM38 129V128H37ZM36 129V130H37ZM41 129V128H40ZM88 130H89V128H87ZM173 129V128H172ZM177 129V128H176ZM216 129V128H215ZM223 129V128H222ZM228 129V128H227ZM256 129V128H255ZM258 129V128H257ZM8 130V129H7ZM46 130V129H45ZM52 130H53V128H52ZM58 130V129H57ZM63 130H64V128H63ZM83 130V129H82ZM86 130V129H85ZM189 130V129H188ZM225 130V129H224ZM223 130V131H224ZM263 130H264V128H263ZM14 131V130H13ZM19 131V130H18ZM22 131V130H21ZM26 131V130H25ZM32 131V130H31ZM34 131V130H33ZM135 131V130H134ZM185 131V130H184ZM212 131V130H211ZM255 131V130H254ZM46 132H48V131H46ZM51 132V131H50ZM83 132V131H82ZM86 132V131H85ZM173 132V131H172ZM216 132H218V130L216 131ZM256 132V131H255ZM3 132H1V134H2ZM4 133H6V132H4ZM16 133V132H15ZM25 133V132H24ZM27 133V132H26ZM30 133V132H29ZM55 133V132H54ZM59 133V132H58ZM66 133V132H65ZM77 133V132H76ZM132 133V132H131ZM134 133V132H133ZM185 133H187L186 131H185ZM212 133H214L213 131H212ZM220 133V132H219ZM233 133V132H232ZM238 133H240V132H238ZM243 133V132H242ZM259 133H261V132H259ZM28 134V133H27ZM32 134V133H31ZM49 134V133H48ZM74 134V133H73ZM135 134V133H134ZM138 134V133H137ZM182 134V133H181ZM188 134V133H187ZM216 134V133H215ZM223 133L221 132V135H222ZM229 134V133H228ZM244 134V133H243ZM14 135V134H13ZM37 135V134H36ZM39 135V134H38ZM55 135H56V133H55ZM71 135V134H70ZM76 135V134H75ZM75 135H73V137L75 136ZM4 136V135H3ZM21 136V135H20ZM31 136V135H30ZM35 136V135H34ZM42 136V135H41ZM44 136V135H43ZM140 136V135H139ZM184 137L186 136V135H183ZM191 136V135H190ZM212 136V135H211ZM215 136V135H214ZM219 135H216V137H218ZM5 137V136H4ZM10 137V136H9ZM15 137V136H14ZM25 137V136H24ZM36 137V136H35ZM38 137V136H37ZM76 137V136H75ZM137 137V136H136ZM209 137H210V135H209ZM3 138V137H2ZM58 138V137H57ZM78 138V137H77ZM139 138V137H138ZM175 138V137H174ZM177 138V137H176ZM220 138V137H219ZM225 138V137H224ZM11 139V138H10ZM21 139V138H20ZM19 139V140H20ZM23 139V138H22ZM36 139V138H35ZM45 139V138H44ZM50 139H52L51 137H49V138H46L45 140L46 141H48V140H50ZM72 139V138H71ZM84 139H82L83 140V143H84ZM169 139V138H168ZM184 139H186V138H184ZM213 139H216V138H213ZM222 139V138H221ZM238 139V138H237ZM241 139V138H240ZM243 139V138H242ZM255 139V138H254ZM263 139V138H262ZM261 139V140H262ZM0 140H2V139H0ZM18 140V141H19ZM31 140V139H30ZM60 140H62V139H60ZM74 140V139H73ZM76 140V139H75ZM143 140V139H142ZM145 140V139H144ZM192 140H193V138H192ZM191 140V141H192ZM197 140V139H196ZM223 140V139H222ZM9 140H7L6 142H8ZM25 141V140H24ZM34 141V140H33ZM141 141V140H140ZM197 141H200V140H197ZM210 141V140H209ZM228 141H229V139H228ZM232 141V140H231ZM237 141V140H236ZM240 141H243V140H240ZM260 141V140H259ZM2 142V141H1ZM15 142V141H14ZM16 142H17V140H16ZM21 142V141H20ZM51 142V141H50ZM56 142V141H55ZM54 142V143H55ZM64 142V141H63ZM73 142V141H72ZM86 142V141H85ZM194 142V141H193ZM224 142H226V141H224ZM233 142V141H232ZM231 142V143H232ZM247 142V141H246ZM3 143H5V142H3ZM26 142H24V144H25ZM34 143V142H33ZM37 143V142H36ZM48 143V142H47ZM65 143V142H64ZM164 143H165V141H164ZM176 143H178L177 141H176ZM198 143V142H197ZM196 143V144H197ZM200 143V142H199ZM215 143V142H214ZM218 143H219V141H218ZM230 143V144H231ZM234 143V142H233ZM238 143V142H237ZM241 143V142H240ZM239 143V144H240ZM245 143V142H244ZM7 144V143H6ZM13 144V143H12ZM20 144V143H19ZM18 144V145H19ZM22 144V143H21ZM35 144V143H34ZM40 144V143H39ZM71 144V143H70ZM81 144V143H80ZM87 144H89V143H87ZM93 144V143H92ZM168 144V143H167ZM180 144V143H179ZM183 144H185V143H183ZM191 144V143H190ZM208 144V143H207ZM220 144V143H219ZM225 144V143H224ZM235 144V143H234ZM246 144H248V143H246ZM264 144V143H263ZM44 145V144H43ZM57 145V144H56ZM68 145V144H67ZM75 145V144H74ZM146 145V144H145ZM151 145H149V146H151ZM169 145H171V144H169ZM168 145V146H169ZM175 145V144H174ZM182 145V144H181ZM189 145V144H188ZM243 145V144H242ZM1 146V145H0ZM5 146V145H4ZM24 146V145H23ZM23 146H21L22 148H23ZM29 146V145H28ZM32 146V145H31ZM55 145H53L52 144V146L51 147H54ZM85 146H87V145H85ZM92 146V145H91ZM97 146V145H96ZM99 146V145H98ZM110 146V145H109ZM139 146V145H138ZM147 146V145H146ZM163 146V145H162ZM183 146V145H182ZM215 146V145H214ZM222 146H224V145H222ZM240 146V145H239ZM27 147V146H26ZM25 147V148H26ZM42 147V146H41ZM49 147V146H48ZM130 147V146H129ZM135 147V146H134ZM212 147V146H211ZM218 147V146H217ZM235 147V146H234ZM251 148H253L252 146H250ZM10 148V147H9ZM24 148V149H25ZM28 148V147H27ZM30 148V147H29ZM38 148V147H37ZM89 148V147H88ZM119 148V147H118ZM122 148H123V146H122ZM141 150L140 151H137L136 153H134V154H128V152H127V156L125 155L126 154V152H125V154H122V152L121 153H117V152H110V151H104V152H100V150H99V152L98 151H96V150H94V149H90V150H72V147H71V150L72 151H70L69 153H68V151H66L67 153L65 154V155H62L63 157H64V159H65V162L68 164V165H70V166H75V165H77V164H79V165H81V167H82V169L81 170H84L85 172H91V170L92 169H94V168H97L98 169V172H99V175H105V174H107L109 171H114V172H116V171H118V170H120V169H122L125 165H127V164H129V166L132 164V165H134V166H137V169H144L145 167H146V164H147V160L149 159V157L147 158L146 157V154H145V151H146V147H144V145L143 146H141ZM149 148V147H148ZM167 148V147H166ZM173 148H174V146H173ZM178 148V147H177ZM184 148V147H183ZM195 148V147H194ZM197 148H199V146H197ZM235 148H237V147H235ZM259 148V147H258ZM2 150H3V148H1ZM79 149V148H78ZM80 149H82V148H80ZM96 149V148H95ZM109 149V148H108ZM110 149H112V148H110ZM189 149H190V147H189ZM201 149H202V147H201ZM206 149V148H205ZM204 149V150H205ZM246 149V148H245ZM250 149V148H249ZM13 150V149H12ZM11 150V151H12ZM16 150V149H15ZM30 150V149H29ZM39 150V149H38ZM41 150V149H40ZM105 150V149H104ZM122 150V149H121ZM130 150H132L131 148H130ZM134 150V149H133ZM148 150V149H147ZM155 150V149H154ZM227 150H229L228 149V147H227ZM252 150H255V149H252ZM5 151V150H4ZM34 151V150H33ZM119 151V150H118ZM152 151V150H151ZM157 152H158V150H156ZM169 151V150H168ZM180 151V150H179ZM198 151H200V150H198ZM197 151V149H196V152H198ZM23 152H24V150H23ZM48 152V151H47ZM64 152V151H63ZM186 152V151H185ZM195 152V153H196ZM215 152H217V151H215ZM222 152V151H221ZM225 152H227V151H225ZM237 152V151H236ZM235 152V153H236ZM254 152V151H253ZM261 152V151H260ZM264 152V151H263ZM4 153V152H3ZM15 153V152H14ZM43 153V152H42ZM41 153V154H42ZM148 153V152H147ZM156 153V152H155ZM164 153V152H163ZM200 153V152H199ZM223 153V152H222ZM228 153V152H227ZM238 153V152H237ZM252 153V152H251ZM6 154V153H5ZM32 154V153H31ZM154 154V153H153ZM176 154V153H175ZM177 154H178V152H177ZM224 154V153H223ZM241 154V153H240ZM258 154H260V153H258ZM262 154H264V153H262ZM20 155V154H19ZM18 155V156H19ZM35 155V154H34ZM38 155V154H37ZM54 155V154H53ZM55 155H56V153H55ZM58 155V154H57ZM160 155V154H159ZM182 155V154H181ZM181 155H180V157H181ZM189 155V154H188ZM197 155H198V153H197ZM218 155V154H217ZM220 155V154H219ZM226 155V154H225ZM229 155V154H228ZM243 155V154H242ZM248 155V154H247ZM255 155V154H254ZM149 156V155H148ZM152 156V155H151ZM186 156V155H185ZM191 156H192V154H191ZM213 156H215V155H213ZM231 156H232V154H231ZM253 156V155H252ZM260 156V155H259ZM261 156H263V155H261ZM13 157H14V154H13ZM32 157V156H31ZM30 157V158H31ZM35 157V156H34ZM33 157V158H34ZM37 157V156H36ZM171 157V156H170ZM177 157V156H176ZM179 157V158H180ZM183 157V156H182ZM198 157H200V156H198ZM233 157V156H232ZM254 157V156H253ZM60 159H61V157H59ZM154 158H155V156H154ZM187 158V157H186ZM185 158V159H186ZM196 158V157H195ZM195 158H193V159H195ZM201 158V157H200ZM249 158H251V157H249ZM263 158V157H262ZM21 159V158H20ZM36 159V158H35ZM50 159V158H49ZM57 159V158H56ZM63 159V158H62ZM156 159H158V157L156 158ZM164 159H165V157H164ZM168 159V158H167ZM166 159V160H167ZM183 159V158H182ZM231 159V158H230ZM245 159V158H244ZM256 159V158H255ZM22 160H24V159H22ZM27 160V159H26ZM29 160V159H28ZM32 160V159H31ZM38 160V159H37ZM53 160V159H52ZM51 160V161H52ZM171 160V159H170ZM169 160V161H170ZM180 160V159H179ZM224 160V159H223ZM64 161V160H63ZM177 161V160H176ZM181 161V160H180ZM189 161V160H188ZM215 161V160H214ZM236 161H237V159H236ZM243 161V160H242ZM246 161H248V160H246ZM258 161V160H257ZM257 161H256V163H257ZM43 162V161H42ZM59 162V161H58ZM57 162V163H58ZM193 162V161H192ZM191 162V163H192ZM196 162H197V160H196ZM222 162V161H221ZM225 162V161H224ZM230 162H231V160H230ZM252 162V161H251ZM250 162V163H251ZM35 163H36V161H35ZM166 163V162H165ZM181 163V162H180ZM202 163V162H201ZM226 163V162H225ZM228 163V162H227ZM232 163H234V162H232ZM36 164H38V163H36ZM52 164V163H51ZM150 164V163H149ZM162 164V163H161ZM173 164V163H172ZM196 164V163H195ZM264 164V163H263ZM28 165V164H27ZM34 165V164H33ZM40 165V164H39ZM54 165V164H53ZM62 165H63V163H62ZM156 165V164H155ZM165 165V164H164ZM178 165V164H177ZM183 165V164H182ZM185 165V164H184ZM225 165V164H224ZM240 165V164H239ZM10 166V165H9ZM15 166V165H14ZM50 166H52V165H50ZM49 166V167H50ZM64 166V165H63ZM173 166V165H172ZM238 166V165H237ZM249 166V165H248ZM262 166V165H261ZM21 167V166H20ZM49 167H48V169H49ZM54 167V166H53ZM62 167V166H61ZM77 167V166H76ZM126 167V166H125ZM168 167V166H167ZM232 167V166H231ZM235 167V166H234ZM241 167V166H240ZM263 167V166H262ZM6 168V167H5ZM25 168H26V165H25ZM30 168H32V167H30ZM34 168V167H33ZM36 168V167H35ZM63 168V167H62ZM66 169H67V167H65ZM78 168H80V166H78ZM131 168V167H130ZM129 168V169H130ZM176 168V167H175ZM179 168V167H178ZM221 168V167H220ZM226 168V167H225ZM124 169V168H123ZM164 169V168H163ZM182 169H183V167H182ZM190 169H191V167H190ZM193 169V168H192ZM195 169V168H194ZM228 169V168H227ZM239 169V168H238ZM260 169V168H259ZM12 170H13V168H12ZM20 170V169H19ZM24 170V169H23ZM52 170H53V168H52ZM56 170V169H55ZM57 170H59V169H57ZM57 170H56V172H57ZM126 170V169H125ZM140 170V171H141ZM175 170V169H174ZM201 170V169H200ZM231 170V169H230ZM18 170H14L13 172H14V174L12 173L11 174V172L9 173V174H11L12 176H14V175H20V173H18L17 172ZM93 171V170H92ZM122 171V170H121ZM148 171V170H147ZM186 171V170H185ZM192 171V170H191ZM221 171H222V169H221ZM228 171V170H227ZM232 171H233V169H232ZM253 170H251V172H252ZM7 172H9V171H7ZM6 172V173H7ZM33 172H34V170H33ZM30 169H28L27 168V170H25V171H22V175H25L26 176V179H25V181L23 180V182H24V184H23V189L24 188H27L29 185H31V184H34V183H36V182H38V181H40L42 178H41V176L40 177H38L36 174H34ZM78 172V171H77ZM83 172V171H82ZM94 172V171H93ZM123 172V171H122ZM129 172V171H128ZM133 172H135V171H133ZM151 172H153V171H151ZM158 172V171H157ZM176 172H179V171H177L176 170ZM195 172V171H194ZM201 172V171H200ZM226 172V171H225ZM231 172V171H230ZM237 172V171H236ZM43 173V172H42ZM58 173V172H57ZM68 173V172H67ZM66 173V174H67ZM73 173V172H72ZM78 173H80V171L78 172ZM78 173H74L73 175H72V178H75V179H81V177L79 176V174ZM120 173V172H119ZM149 173V172H148ZM159 173V172H158ZM157 173V174H158ZM195 173H197V172H195ZM222 173V172H221ZM70 174V173H69ZM76 174H78V175H76ZM110 174V173H109ZM122 174V173H121ZM143 174V173H142ZM177 174V173H176ZM207 174V173H206ZM216 174H218L217 172H216ZM225 174V173H224ZM223 174V175H224ZM19 175L17 176V177H19ZM46 175V174H45ZM123 175V174H122ZM130 175V174H129ZM140 175V179H142L141 177V174H139ZM150 175V174H149ZM182 175V174H181ZM187 175H191V174H187ZM202 175V174H201ZM200 175V176H201ZM210 175H212V173L210 174ZM44 176V175H43ZM51 176V175H50ZM68 176H70V175H68ZM74 176V177H73ZM96 176H97V174H96ZM153 176V175H152ZM161 176H163V175H161ZM161 176H159V177H161ZM166 176V175H165ZM169 176V175H168ZM167 176V177H168ZM171 176H173V175H171ZM183 176H185L184 174H183ZM194 176V175H193ZM196 176V175H195ZM205 176V175H204ZM213 176V175H212ZM217 176H219V175H217ZM222 176V175H221ZM227 176H230V175H227ZM226 176V177H227ZM6 177H9V176H6ZM46 177V176H45ZM110 177V176H109ZM130 177V176H129ZM166 177V178H167ZM174 177V176H173ZM179 177V176H178ZM199 177V176H198ZM216 177V176H215ZM231 177V176H230ZM238 177V176H237ZM245 177V176H244ZM3 178V177H2ZM10 178H12V177H10ZM21 178V177H20ZM25 178V177H24ZM53 178H55V177H53ZM69 178V177H68ZM91 178V177H90ZM89 178V179H90ZM98 178H101V177H98ZM118 178H120V177H118ZM133 178H135V177H133ZM144 178V177H143ZM152 178V177H151ZM180 178H181V176H180ZM184 178H186V177H184ZM188 178H190V177H188ZM212 178V177H211ZM224 178V177H223ZM233 178V177H232ZM236 178V177H235ZM242 178V177H241ZM13 179V178H12ZM45 179H47V178H45ZM52 179V178H51ZM58 179V178H57ZM71 179V178H70ZM107 179V178H106ZM138 179V178H137ZM145 179V178H144ZM161 179V178H160ZM173 179V178H172ZM202 179V178H201ZM208 179V178H207ZM210 179V178H209ZM213 179V178H212ZM218 179V178H217ZM222 179V178H221ZM226 179V178H225ZM228 179V178H227ZM240 179V178H239ZM19 180V179H18ZM22 180V179H21ZM65 180V179H64ZM63 180V181H64ZM93 180V179H92ZM94 180H95V177H94ZM99 180V179H98ZM114 180V179H113ZM133 180V179H132ZM136 180V179H135ZM152 180V179H151ZM175 179H173V182L174 183H172L173 185H171L170 187H172V186H174V184L176 185V188H177V184L175 183V181H174ZM177 180H178V178H177ZM185 180V179H184ZM191 180H193V179H191ZM206 179H204V182H206L205 181ZM219 180V179H218ZM233 180V179H232ZM247 180V179H246ZM258 180V179H257ZM262 180V179H261ZM44 181V180H43ZM53 181H54V179H53ZM57 181V180H56ZM55 181V182H56ZM66 181H68V180H66ZM70 181V180H69ZM75 181H77V180H75ZM89 181V180H88ZM87 181V182H88ZM125 181V180H124ZM123 180L121 181V182H123L122 184H125V182H124ZM134 181V180H133ZM133 181H130V182H132L133 183ZM149 181V180H148ZM158 181V180H157ZM161 181V180H160ZM170 181H172V180H170ZM179 181V180H178ZM182 181V180H181ZM186 181H188L187 179H186ZM186 181H184V183L186 182ZM243 181H244V179H243ZM253 182H254V180H252ZM4 182V181H3ZM15 182V181H14ZM17 182H19V181H17ZM47 181H45V183H46ZM90 182H92V181H90ZM96 182V181H95ZM98 182V181H97ZM136 182V181H135ZM143 182V181H142ZM141 182V183H142ZM183 182V181H182ZM193 182H195V181H193ZM197 182V181H196ZM203 182V181H202ZM214 182V181H213ZM230 182V181H229ZM242 181H240V183H241ZM245 182V181H244ZM249 182V181H248ZM2 183V182H1ZM44 182H42L41 184H43ZM51 183V182H50ZM49 183V184H50ZM56 183H58V182H56ZM83 183H84V181H83ZM93 183H94V181H93ZM106 183V182H105ZM107 183H108V181H107ZM111 183V182H110ZM140 183V182H139ZM158 183H162V182H158ZM179 183H181V182H179ZM178 183V184H179ZM190 183V182H189ZM198 183V182H197ZM219 183V182H218ZM256 183H257V181H256ZM260 183V182H259ZM259 183H257V184H259ZM41 184H39V186L41 185ZM76 184V183H75ZM92 184V183H91ZM118 184V183H117ZM145 184H147V183H145ZM148 184H149V182H148ZM153 184V183H152ZM156 184V183H155ZM163 184V183H162ZM170 184V183H169ZM206 184V183H205ZM209 184V183H208ZM216 184V183H215ZM245 184H246V182H245ZM248 184V183H247ZM250 184H252V183H250ZM4 185V187L5 188H7V189H9L10 187H11V185H10V183H9V179H6V181H5V184H3ZM37 185V184H36ZM51 185V184H50ZM56 185V184H55ZM66 185H69V184H66ZM77 185V184H76ZM86 185V184H85ZM89 185V184H88ZM107 185V184H106ZM105 185V186H106ZM125 185H127V182H126V184ZM134 185V184H133ZM165 185V184H164ZM181 185V184H180ZM179 185V186H180ZM183 185V184H182ZM191 185V184H190ZM194 185H196V184H194ZM198 185H199V183H198ZM202 185V184H201ZM213 185V184H212ZM241 185H243V183L241 184ZM256 185V184H255ZM34 186V185H33ZM43 186V185H42ZM53 186H54V184H53ZM52 186V187H53ZM73 186V185H72ZM96 186H99V185H96ZM103 186V185H102ZM147 186V185H146ZM150 186V185H149ZM156 186V185H155ZM167 186V185H166ZM188 186V185H187ZM203 186V185H202ZM221 186V185H220ZM225 186V185H224ZM231 186V185H230ZM235 186V185H234ZM244 186V185H243ZM249 186V185H248ZM259 186V185H258ZM264 186V185H263ZM15 187V186H14ZM21 187H22V185H21ZM51 187V186H50ZM60 187V186H59ZM68 187V186H67ZM87 187V186H86ZM113 187V186H112ZM111 187V188H112ZM131 187V186H130ZM161 187V186H160ZM168 187V186H167ZM211 187V186H210ZM218 187V186H217ZM222 187V186H221ZM220 187V188H221ZM232 187V186H231ZM252 187V186H251ZM33 188V187H32ZM43 188V187H42ZM57 188V187H56ZM65 188V187H64ZM94 188V187H93ZM139 188V184H138V186L137 187H131L130 189H127V188H125V187H122V189H120L119 190V192H118V194H117V196L116 197H114V201H113V204H112V207L110 208V209H112V208H114L115 206H120L121 205V201H122V196L124 195V192L125 191H128V192H136L135 190H137ZM142 188H143V186H142ZM150 188V187H149ZM152 188V187H151ZM172 188H174V187H172ZM189 188H191V187H189ZM196 188V187H195ZM215 188V187H214ZM227 188V187H226ZM229 188V187H228ZM235 188H237V186H235ZM256 188H258V187H256ZM52 189V188H51ZM59 189V188H58ZM61 189V188H60ZM73 189V188H72ZM91 190H92V188H90ZM109 189V188H108ZM107 189V190H108ZM153 189H155V188H153ZM162 189V188H161ZM168 189H169V187H168ZM167 189V190H168ZM178 189V188H177ZM194 189V188H193ZM203 189H204V187H203ZM241 189V188H240ZM245 189V188H244ZM259 189V188H258ZM16 190V189H15ZM15 190L13 191V192H15ZM43 190V189H42ZM49 190V189H48ZM57 190V189H56ZM67 190V189H66ZM75 190V189H74ZM141 190V189H140ZM146 190V189H145ZM150 190V189H149ZM182 190V189H181ZM189 190H191V189H189ZM213 190V189H212ZM211 190V191H212ZM215 190V189H214ZM213 190V191H214ZM235 190V189H234ZM241 190H243V189H241ZM259 190H261V189H259ZM22 191V190H21ZM39 191V190H38ZM38 191H37V193H38ZM78 191V190H77ZM87 191V190H86ZM85 191V192H86ZM101 191V190H100ZM111 191V190H110ZM113 191V190H112ZM163 191H165L164 189H163ZM178 191V190H177ZM195 190H193V192H194ZM199 191H201V190H199ZM217 191V190H216ZM215 191V192H216ZM221 191V190H220ZM219 191V192H220ZM231 191H232V189H231ZM236 191V190H235ZM245 191V190H244ZM248 191V190H247ZM4 192V191H3ZM11 192H12V190H11ZM41 192V191H40ZM48 192V191H47ZM46 192V193H47ZM64 191H62V193H63ZM84 192V193H85ZM97 192V191H96ZM95 192V193H96ZM99 192V191H98ZM97 192V193H98ZM109 192V191H108ZM127 192V193H128ZM140 192V191H139ZM141 192H142V190H141ZM144 192V191H143ZM143 192H142V194H143ZM150 192H151V190H150ZM168 192V191H167ZM170 192V191H169ZM186 192H187V189H186ZM227 192V191H226ZM6 193V192H5ZM8 193V192H7ZM24 193V192H23ZM34 193V192H33ZM42 193V192H41ZM44 193V192H43ZM73 193V192H72ZM76 193V192H75ZM90 193V192H89ZM102 193V192H101ZM107 193V192H106ZM115 193V192H114ZM145 193H147V192H145ZM154 193V192H153ZM166 193V192H165ZM223 193V192H222ZM241 193H243V191H241ZM247 193V192H246ZM256 193H259V192H256ZM26 194H28V193H26ZM30 194H31V192H30ZM35 194V196H36V193H34ZM74 194V193H73ZM80 194V193H79ZM78 194V195H79ZM126 194V193H125ZM141 194V193H140ZM156 194V193H155ZM164 194V193H163ZM212 194H214V193H212ZM219 194V193H218ZM235 194V193H234ZM236 194H238L237 193V191H236ZM42 195V194H41ZM89 195V194H88ZM92 195V194H91ZM102 195V194H101ZM131 195V194H130ZM144 195V194H143ZM159 195V194H158ZM169 195V194H168ZM196 195H197V193H196ZM200 195V194H199ZM244 195V194H243ZM33 196V195H32ZM63 196V195H62ZM62 196H60V198L62 197ZM70 196V195H69ZM75 196H77V195H75ZM136 196V195H135ZM134 196V197H135ZM147 196V195H146ZM149 196H150V194H149ZM155 196V195H154ZM218 196V195H217ZM229 196V195H228ZM227 195L225 196V197H228ZM235 196V195H234ZM239 196V195H238ZM250 196V195H249ZM5 197V196H4ZM45 197V196H44ZM72 197H73V195H72ZM98 197V196H97ZM105 198H106V196H104ZM103 197V198H104ZM109 197V196H108ZM107 197V198H108ZM132 197V196H131ZM156 197V196H155ZM175 197H178V196H175ZM204 198H205V196H203ZM208 197V196H207ZM211 197V196H210ZM245 197V196H244ZM255 197H256V195H255ZM1 199H2V196L0 197ZM10 198H12V200L10 201V203H9V205L6 207V210L4 211V220H5V218L6 219H9V221H11V218L14 216V214L19 210H21L23 207L20 205V203H19V201H18V198L17 197H10ZM113 198V197H112ZM127 198V197H126ZM137 198H139V195H138V197ZM144 198H145V196H144ZM148 198V197H147ZM158 198V197H157ZM163 198V197H162ZM172 198V197H171ZM217 198V197H216ZM221 198H222V196H221ZM229 198H230V196H229ZM241 198H242V196H241ZM247 198H249V197H247ZM259 198H261L262 199V197H259ZM40 199V198H39ZM55 199V198H54ZM59 199V198H58ZM57 199V200H58ZM62 199V198H61ZM68 199V198H67ZM128 199V198H127ZM146 199V198H145ZM144 199V200H145ZM200 200H201V198H199ZM210 199H212V197L210 198ZM227 199V198H226ZM231 199V198H230ZM242 199H244V198H242ZM260 199V200H261ZM22 200V199H21ZM27 200V199H26ZM29 200V199H28ZM50 199H48V201H49ZM63 200V199H62ZM75 200V199H74ZM98 200V199H97ZM137 200V199H136ZM136 200H134V201H136ZM184 200H186V199H184ZM199 200V201H200ZM225 200V199H224ZM234 200V199H233ZM246 200V199H245ZM259 200V201H260ZM7 201V200H6ZM34 201V200H33ZM43 201V200H42ZM64 201V200H63ZM71 201V200H70ZM78 201V200H77ZM108 201V200H107ZM128 201V200H127ZM133 201V202H134ZM146 201V200H145ZM150 201V200H149ZM158 201V200H157ZM174 201V200H173ZM178 201V200H177ZM206 201V200H205ZM208 201V200H207ZM227 201H229V200H227ZM231 201V200H230ZM242 201V200H241ZM248 201H249V199H248ZM262 201V200H261ZM7 202H9V201H7ZM23 202V201H22ZM29 203H30V200L28 201ZM50 202V201H49ZM65 202V201H64ZM63 202V203H64ZM123 202H124V199H123ZM139 202V201H138ZM142 202V201H141ZM148 202V201H147ZM162 202V201H161ZM197 202V201H196ZM216 202V201H215ZM214 202V203H215ZM223 202H225V201H223ZM234 202V201H233ZM238 202V201H237ZM247 202V201H246ZM257 202V201H256ZM264 202V201H263ZM24 203V202H23ZM40 203V202H39ZM47 203V202H46ZM70 203H72V202H70ZM80 203V202H79ZM108 203V202H107ZM125 203V202H124ZM200 203V202H199ZM202 203V202H201ZM205 203V202H204ZM210 203V202H209ZM213 203V202H212ZM217 203V202H216ZM220 203V202H219ZM235 203V202H234ZM254 203V202H253ZM258 203V202H257ZM24 204H26V203H24ZM49 204V203H48ZM50 204H52V203H50ZM67 204V203H66ZM73 204V203H72ZM75 204V203H74ZM96 204V203H95ZM111 204V203H110ZM123 204V203H122ZM142 204H143V202H142ZM152 204V203H151ZM193 204V203H192ZM246 204V203H245ZM249 204V203H248ZM260 204V203H259ZM3 205V204H2ZM30 205V204H29ZM31 205H32V203H31ZM37 205V204H36ZM35 205V206H36ZM42 205V204H41ZM59 205H60V203H59ZM68 205V204H67ZM82 205V204H81ZM87 205V204H86ZM93 205V204H92ZM103 205V204H102ZM108 205V204H107ZM124 205V204H123ZM200 205V204H199ZM227 205V204H226ZM241 205V204H240ZM253 205V204H252ZM255 205H256V203H255ZM261 205V204H260ZM66 206V205H65ZM64 206V207H65ZM70 206H71V204H70ZM73 206V205H72ZM90 206V205H89ZM94 206V205H93ZM144 206V205H143ZM146 206V205H145ZM203 206V205H202ZM218 206V205H217ZM216 206V207H217ZM225 206V205H224ZM231 206V205H230ZM259 206V205H258ZM263 206V205H262ZM36 207H38V206H36ZM41 207V206H40ZM43 207V206H42ZM48 207V206H47ZM68 207H69V205H68ZM78 208H79V206H77ZM92 207V206H91ZM90 207V208H91ZM122 207V206H121ZM125 207H126V205H125ZM124 207V208H125ZM129 207V206H128ZM147 207V206H146ZM145 207V208H146ZM152 207V206H151ZM197 207H198V205H197ZM200 207V206H199ZM210 207V206H209ZM220 207H222L221 205H220ZM220 207H218V208H220ZM250 207V206H249ZM2 208V207H1ZM34 208V207H33ZM66 208V207H65ZM81 208V207H80ZM93 208H95V207H93ZM105 208V207H104ZM104 208H102L103 210H104ZM127 208V207H126ZM144 208V207H143ZM142 208V209H143ZM148 208V207H147ZM150 208V207H149ZM223 208V207H222ZM233 208V207H232ZM247 208V207H246ZM24 209V208H23ZM29 209H31L30 207H29ZM48 209V208H47ZM70 209H72V208H70ZM75 209V208H74ZM87 209V208H86ZM100 209H101V207H100ZM106 209V208H105ZM109 209V208H108ZM109 209V210H110ZM118 209V208H117ZM121 209V208H120ZM123 209V208H122ZM140 208H138V210H139ZM188 209V208H187ZM190 209V208H189ZM229 209H231V208H229ZM240 209V208H239ZM245 209V208H244ZM256 208H254V210H255ZM2 210V209H1ZM33 210H35V209H32L31 211H33ZM38 210V209H37ZM41 210V209H40ZM82 210H84V209H82ZM91 210V209H90ZM96 210H97V208H96ZM96 210H94V211H96ZM103 210H97V212H95V214L93 215V216H100L101 214H103L104 213V211ZM128 210V209H127ZM126 210V211H127ZM145 210H148V209H145ZM198 210V209H197ZM217 210V209H216ZM237 210V209H236ZM258 210H259V208H258ZM26 211V210H25ZM28 211H30V210H28ZM71 211V210H70ZM107 211V210H106ZM105 211V212H106ZM201 211V210H200ZM213 211V210H212ZM218 211V210H217ZM216 211V212H217ZM226 211H227V209H226ZM225 211V212H226ZM230 211V210H229ZM234 211V210H233ZM247 211V210H246ZM252 211V210H251ZM250 211V212H251ZM264 211V210H263ZM39 212V211H38ZM41 212H43V211H41ZM46 212V211H45ZM53 212V211H52ZM68 212V211H67ZM72 212H73V210H72ZM82 212V211H81ZM80 212V213H81ZM85 212V211H84ZM92 212V211H91ZM111 211H109V213H110ZM112 212H114V211H112ZM118 212V211H117ZM120 212V211H119ZM133 212V211H132ZM140 212H141V210H140ZM144 212V211H143ZM163 212V211H162ZM187 212V211H186ZM196 212H198V211H196ZM196 212H195V214H196ZM206 212H208V210L206 211ZM219 212V211H218ZM232 212V211H231ZM235 212V211H234ZM240 212V211H239ZM249 212V211H248ZM255 212V211H254ZM258 212V211H257ZM18 213V212H17ZM25 213V212H24ZM90 213V212H89ZM139 213V212H138ZM182 213H184V216H186L185 215V212H182ZM189 213V212H188ZM200 213V212H199ZM209 213V212H208ZM1 214V213H0ZM30 214V213H29ZM40 214V213H39ZM78 214V213H77ZM88 214V213H87ZM128 214V213H127ZM131 214V213H130ZM134 214H135V212H134ZM133 214V215H134ZM140 214V213H139ZM174 214V213H173ZM176 214V213H175ZM178 214V213H177ZM181 214V213H180ZM187 214V213H186ZM210 214V213H209ZM220 214V213H219ZM219 214H217V216L219 215ZM226 214V213H225ZM228 214H230V213H228ZM233 214V213H232ZM231 214V215H232ZM239 214V213H238ZM26 215H27V213H26ZM36 215V214H35ZM34 215V216H35ZM42 215V214H41ZM106 215V214H105ZM113 215H114V213H113ZM120 215V214H119ZM137 215V214H136ZM190 215H191V213H190ZM214 215V214H213ZM222 215V214H221ZM247 215V214H246ZM18 216V215H17ZM23 216H25V215H23ZM70 216V215H69ZM74 216V215H73ZM78 216V215H77ZM76 215H75V217H77ZM83 216V215H82ZM93 216H90V217H88V222H87V224H86V230H97V227L101 224V222H100V224L98 225V220L96 219V217H93ZM98 216V217H99ZM108 216H110V215H108ZM122 216H124V215H122ZM179 216V215H178ZM195 216V215H194ZM197 216V215H196ZM200 216V215H199ZM204 216H205V214H204ZM207 216H208V214H207ZM226 216H227V214H226ZM245 216V215H244ZM243 216V217H244ZM1 217H2V215H1ZM19 217V216H18ZM22 217V216H21ZM41 217V216H40ZM43 217V216H42ZM67 217V216H66ZM85 217V216H84ZM106 217V216H105ZM104 217V218H105ZM115 217V216H114ZM127 217V216H126ZM188 217V216H187ZM213 217V216H212ZM212 217H209V218H211L212 219ZM23 218V217H22ZM37 218V217H36ZM46 218V217H45ZM47 218H48V216H47ZM63 218H65V217H63ZM86 218V217H85ZM100 218H102L101 216H100ZM109 218V217H108ZM116 218H117V215H116ZM174 218V217H173ZM180 218V217H179ZM181 218H183V217H181ZM185 218V217H184ZM241 218V217H240ZM245 218V217H244ZM249 218V217H248ZM257 218H258V216H257ZM17 219H19V218H17ZM17 219H15V220H17ZM26 219V218H25ZM43 219V218H42ZM72 219H75L74 217L72 218ZM82 219V218H81ZM112 219V218H111ZM118 219V218H117ZM123 219H125L124 217H123ZM138 219H139V217H138ZM197 219H198V217H197ZM217 219V218H216ZM220 219V218H219ZM222 219V218H221ZM223 219H224V217H223ZM234 219V218H233ZM238 219V218H237ZM250 219V218H249ZM259 219H261V218H259ZM21 220V219H20ZM46 220V219H45ZM65 220V219H64ZM71 220V219H70ZM84 220V219H83ZM100 220V219H99ZM105 220H107V218L105 219ZM113 220H115V219H113ZM129 220V219H128ZM140 220V219H139ZM164 220V219H163ZM177 220V219H176ZM193 220H196V219H193ZM213 220V219H212ZM228 220V219H227ZM226 220V221H227ZM24 221V220H23ZM43 221H44V219H43ZM122 221V220H121ZM125 221H126V219H125ZM141 221V220H140ZM148 221V220H147ZM180 221V220H179ZM201 221V220H200ZM206 221H208V220H205L204 222H206ZM214 221V220H213ZM218 221V220H217ZM237 221V220H236ZM245 221V220H244ZM262 221V220H261ZM37 222V221H36ZM103 222H104V220H103ZM105 222H108V220L107 221H105ZM104 222V223H105ZM114 222V221H113ZM138 222V221H137ZM174 222V221H173ZM178 221H176L175 223H177ZM192 222V221H191ZM198 222V221H197ZM209 222H211V221H209ZM214 222H216V221H214ZM230 222V221H229ZM240 222V221H239ZM6 223H9V222H6ZM11 223V222H10ZM14 223V222H13ZM25 223V222H24ZM33 223V222H32ZM51 223V222H50ZM74 223V222H73ZM80 223H83V222H79V225L81 226V224ZM128 223V222H127ZM139 223V222H138ZM137 223V224H138ZM141 223H143V222H141ZM150 223V221H148V223H145L146 225H149L150 227H152V225L151 224H149ZM168 223V222H167ZM207 223V222H206ZM232 223V222H231ZM244 223V222H243ZM246 223H247V220H246ZM254 223V222H253ZM252 223V224H253ZM4 224V223H3ZM12 224V223H11ZM20 224H22L21 222H20ZM69 224V223H68ZM75 224V223H74ZM129 224V223H128ZM158 224V223H157ZM156 224V225H157ZM160 224V223H159ZM162 224V223H161ZM224 224V223H223ZM228 224H230V223H227V225ZM255 224H257L256 222H255ZM1 225V224H0ZM5 225V224H4ZM27 225V224H26ZM47 225V224H46ZM51 225V224H50ZM49 225V226H50ZM84 225V224H83ZM102 225V224H101ZM119 225V224H118ZM132 225V224H131ZM140 225V224H139ZM144 225V224H143ZM175 225V224H174ZM183 225V224H182ZM188 225H189V223H188ZM193 225V224H192ZM198 225V224H197ZM202 225V224H201ZM205 225V224H204ZM242 225V224H241ZM248 225H250V224H247V226ZM24 226H25V224H24ZM48 226V225H47ZM48 226V227H49ZM66 226V225H65ZM64 226V227H65ZM70 226V225H69ZM80 226H78L79 227V229L81 230V227ZM112 226H114V224L112 223V224H110V225H106L105 227H106V229L108 230V227H112ZM117 226V225H116ZM137 226V225H136ZM155 226V225H154ZM163 226V225H162ZM193 226H196V225H193ZM203 226V225H202ZM219 226H221V225H219ZM218 226V227H219ZM225 226V225H224ZM230 226V225H229ZM234 226V225H233ZM245 226V225H244ZM243 226V227H244ZM254 226H256V225H254ZM1 227H2V225H1ZM28 227H31V226H28ZM40 227V226H39ZM44 227V226H43ZM104 227V226H103ZM132 227V226H131ZM137 227H139V226H137ZM142 228L141 229H144V227L143 226H141ZM156 227V226H155ZM161 227V226H160ZM173 227V226H172ZM192 227V226H191ZM199 227V226H198ZM223 227V226H222ZM238 227V226H237ZM7 229H8V227H7ZM7 229H6V231H7ZM9 229H10V227H9ZM41 229H42V227H41ZM45 229H46V227H45ZM68 229H69V227H68ZM72 229L73 230H75L76 229V227H75V229H74V227L72 226ZM139 229H140V227H139ZM175 229H176V226H175ZM213 229H214V227H213ZM244 229H245V227H244ZM251 229H252V227H251ZM262 229H263V227H262ZM5 230V229H4ZM22 230V229H21ZM34 230V229H33ZM51 230H53V229H51ZM50 229H49V231H51ZM55 230V229H54ZM54 230H53V232H54ZM62 230V229H61ZM67 230V229H66ZM77 230V229H76ZM85 230V229H84ZM95 230V231H96ZM99 230H100V227H99ZM98 230V231H99ZM102 230H104V229H102ZM132 230V229H131ZM130 230V231H131ZM138 230V229H137ZM150 230V229H149ZM153 230V229H152ZM151 230V231H152ZM195 230V229H194ZM198 230V229H197ZM201 230V229H200ZM211 230V229H210ZM228 230V229H227ZM229 230H230V227H229ZM236 230V229H235ZM248 230V229H247ZM253 230V229H252ZM255 230V229H254ZM264 230V229H263ZM2 231V230H1ZM9 231V230H8ZM17 231H19V230H17ZM45 230H43V232H44ZM47 231V230H46ZM101 231V230H100ZM129 231V230H128ZM135 231V230H134ZM145 231H146V227H145ZM150 231V232H151ZM202 231V230H201ZM205 231V230H204ZM226 231V230H225ZM16 232V231H15ZM26 232V231H25ZM31 232V231H30ZM30 232H29V230H28V233L30 234ZM38 232V231H37ZM52 232V231H51ZM60 232V231H59ZM64 232V231H63ZM101 232H103V231H101ZM118 232V231H117ZM140 232V231H139ZM144 232V231H143ZM171 232V231H170ZM187 232V231H186ZM193 232V231H192ZM192 232H190V233H192ZM206 232V231H205ZM213 232V231H212ZM217 232V231H216ZM219 232H221V231H219ZM230 232V231H229ZM232 232V231H231ZM235 232V231H234ZM241 232V231H240ZM246 232V231H245ZM244 232V233H245ZM254 232V231H253ZM256 232H260L259 230L258 231H256ZM5 233V232H4ZM19 233V232H18ZM27 233V232H26ZM27 233V234H28ZM61 233V232H60ZM65 233V232H64ZM81 233H82V231H81ZM87 233V232H86ZM100 233V232H99ZM120 233V232H119ZM132 233V232H131ZM138 233V232H137ZM136 233V234H137ZM166 233V232H165ZM169 233V232H168ZM193 233H195V232H193ZM228 233V232H227ZM226 233V234H227ZM239 233V232H238ZM251 233H252V231H251ZM251 233H250V235H251ZM255 233V232H254ZM1 234V233H0ZM3 234V233H2ZM28 234V235H29ZM35 234H36V232H35ZM43 234V233H42ZM88 234V233H87ZM96 234V233H95ZM136 234H134V235H136ZM159 234V233H158ZM184 234V233H183ZM197 234V233H196ZM202 234V233H201ZM206 234V233H205ZM222 234V233H221ZM242 234V233H241ZM246 234V233H245ZM4 235H7V234H4ZM11 235V234H10ZM15 236H16V234H14ZM25 235V234H24ZM23 235V236H24ZM39 235H40V232H39ZM38 235V236H39ZM46 235V234H45ZM48 235V234H47ZM46 235V236H47ZM50 235H52L51 237H53V234H50ZM65 235L68 237V235H67V233H65ZM82 235V234H81ZM110 235V234H109ZM116 235V234H115ZM121 235V234H120ZM119 235V236H120ZM147 236H148V234H146ZM160 235V234H159ZM165 235V234H164ZM169 235H170V233H169ZM174 235V234H173ZM243 235V234H242ZM241 235V236H242ZM253 235V234H252ZM12 236V235H11ZM41 236V235H40ZM62 236V235H61ZM64 236V235H63ZM73 236V235H72ZM85 236V235H84ZM91 236V235H90ZM113 236H114V234H113ZM118 236V235H117ZM118 236V237H119ZM133 236V235H132ZM197 236V235H196ZM227 236H228V234H227ZM254 236V235H253ZM260 236V235H259ZM258 236V237H259ZM263 236V235H262ZM261 236V237H262ZM7 237H8V235H7ZM13 237V236H12ZM22 237V236H21ZM25 237V236H24ZM32 237V236H31ZM66 237V238H67ZM70 237V236H69ZM83 237V236H82ZM87 238L89 237V236H86ZM86 237H84V238H86ZM94 237H97V236H93V238ZM103 237V236H102ZM118 237L116 238V239H118ZM135 237V236H134ZM141 237H143V236H141ZM140 237V238H141ZM145 237V236H144ZM151 237V236H150ZM194 237V236H193ZM211 237V236H210ZM210 237H208V238H210ZM218 237H219V235H218ZM232 237V236H231ZM257 237V238H258ZM63 238H65V237H63ZM62 238V239H63ZM83 238V239H84ZM92 238V239H93ZM111 238V237H110ZM109 238V239H110ZM128 238V237H127ZM137 238H139V236L137 237ZM136 238V239H137ZM152 238V237H151ZM156 238H157V235H156ZM167 238V237H166ZM172 238V237H171ZM216 238V237H215ZM214 238V239H215ZM219 238H221V237H219ZM218 238V239H219ZM257 238H255V239H257ZM23 239V238H22ZM38 239H40V238H38ZM46 239V238H45ZM58 239H59V237H58ZM68 239V241H66L67 242V246H68V248L69 249H76V251H77V248H79L78 246H85V245H87V243H81L80 244V242H82L83 240L82 239H80V240H82V241H80L79 239H77V238H67ZM105 239V238H104ZM108 239V238H107ZM108 239V240H109ZM131 239V238H130ZM135 239V240H136ZM169 239V238H168ZM168 239L166 240L165 239V241H168ZM198 239V238H197ZM213 239V238H212ZM236 239V238H235ZM244 239H245V237H244ZM254 239V240H255ZM260 239V238H259ZM1 240V239H0ZM32 240V239H31ZM35 240V239H34ZM44 240V239H43ZM52 240V239H51ZM86 240V239H85ZM107 240V241H108ZM111 240V239H110ZM121 240V239H120ZM140 240V239H139ZM144 240V239H143ZM142 240V241H143ZM153 240V239H152ZM191 240V239H190ZM195 240V239H194ZM199 240V239H198ZM204 240V239H203ZM210 240V239H209ZM220 240V239H219ZM243 240V239H242ZM29 241H30V238H29ZM36 241V240H35ZM63 241V240H62ZM105 241V240H104ZM113 241V240H112ZM119 241V240H118ZM126 241V240H125ZM131 241H132V239H131ZM130 241V242H131ZM149 241V240H148ZM148 241H146L147 243H152V242H148ZM224 241V240H223ZM246 241H249V240H246ZM3 242V241H2ZM15 242H16V239H15ZM14 242V243H15ZM34 242V241H33ZM42 242V241H41ZM93 242H94V240H93ZM133 242V241H132ZM199 242H200V240H199ZM206 242H209V241H206ZM211 242V241H210ZM251 242V241H250ZM263 242V241H262ZM4 244H5V242H3ZM12 243V242H11ZM20 243V242H19ZM64 243H65V241H64ZM98 243V242H97ZM96 243V244H97ZM127 243V242H126ZM138 243V242H137ZM157 243V245H158V241L156 242ZM160 243V242H159ZM226 243V242H225ZM224 243V244H225ZM229 243H231V242H229ZM254 243H257V242H254ZM1 244V243H0ZM40 244V243H39ZM60 244V242L58 243V245ZM95 244V245H96ZM99 244H101V243H99ZM107 244H109L108 242H107ZM112 244H114V243H112ZM129 244V243H128ZM166 244V243H165ZM169 244V243H168ZM184 244V243H183ZM221 244H223L222 242H221ZM244 244V243H243ZM246 244V243H245ZM251 244V243H250ZM258 244V243H257ZM260 244V243H259ZM16 245V244H15ZM27 245V244H26ZM42 245V244H41ZM57 245V244H56ZM57 245V246H58ZM62 245V244H61ZM101 245H103V244H101ZM133 245V244H132ZM131 245V246H132ZM146 245V244H145ZM155 245V244H154ZM217 245V244H216ZM219 245V244H218ZM231 245V244H230ZM5 246V245H4ZM12 246V245H11ZM34 246V245H33ZM35 246H37V244L35 245ZM40 246V245H39ZM38 246V247H39ZM62 246H64V245H62ZM105 246V245H104ZM125 246V245H124ZM156 246V245H155ZM215 246V245H214ZM27 247V246H26ZM28 247H30V246H28ZM91 247V246H90ZM94 247V246H93ZM92 247V248H93ZM98 247H99V245H98ZM107 247H110V246H107ZM133 247V246H132ZM136 247V246H135ZM145 247V246H144ZM149 247V246H148ZM158 247V246H157ZM190 247V246H189ZM208 247V246H207ZM206 247V248H207ZM230 247V246H229ZM2 248H5V247H2ZM10 248V247H9ZM15 248V247H14ZM25 248V247H24ZM36 248V247H35ZM35 248H33V249H35ZM61 248V247H60ZM95 248V247H94ZM111 248V247H110ZM115 248V247H114ZM137 248V247H136ZM135 248V249H136ZM153 248H155V247H153ZM162 248V247H161ZM209 248V247H208ZM245 248V247H244ZM262 248V247H261ZM51 249H54V248H51ZM58 249V248H57ZM80 249V248H79ZM78 249V250H79ZM91 249V248H90ZM107 249V248H106ZM112 249V248H111ZM111 249H109V250H111ZM115 249H117V248H115ZM119 249H120V247H119ZM134 249V248H133ZM158 249V248H157ZM214 249V248H213ZM221 249V248H220ZM12 250V249H11ZM24 250V249H23ZM62 250V249H61ZM81 250H83L82 248H81ZM100 250V249H99ZM149 250H150V248H149ZM161 250V249H160ZM172 250V249H171ZM190 250V249H189ZM208 250V249H207ZM216 250H219V248L217 249L216 248ZM229 250V249H228ZM231 250H233V249H231ZM263 250V249H262ZM6 251V250H5ZM24 251H26V250H24ZM32 251V250H31ZM50 251V250H49ZM60 251V250H59ZM67 251H69V250H67ZM80 251V250H79ZM93 251H94V249H93ZM98 251V250H97ZM104 251L106 252V250L104 249ZM117 251H119L118 249H117ZM124 251H126L125 249H124ZM134 251V250H133ZM137 251V250H136ZM179 251V250H178ZM221 251H222V249H221ZM236 251V250H235ZM238 251V250H237ZM236 251V252H237ZM247 251V250H246ZM27 252H28V249H27ZM45 252V251H44ZM43 252V253H44ZM65 252H66V250H65ZM110 252V251H109ZM140 252V251H139ZM146 252V251H145ZM151 252V251H150ZM154 252V251H153ZM157 252H159V251H157ZM218 252H220V250L218 251ZM233 252V251H232ZM251 252H252V250H251ZM260 252V251H259ZM6 253V252H5ZM4 253V254H5ZM29 253V252H28ZM35 253V252H34ZM52 253H53V251H52ZM62 253V252H61ZM69 253V252H68ZM74 253V252H73ZM73 253H71L72 255H73ZM87 253V252H86ZM89 254H90V252H88ZM92 253H94V252H92ZM91 253V254H92ZM114 253H115V251H114ZM138 253V252H137ZM149 253V252H148ZM162 253V252H161ZM187 253V252H186ZM193 253V252H192ZM239 253V252H238ZM3 254V253H2ZM14 254V253H13ZM24 254V253H23ZM25 254H26V252H25ZM48 254V253H47ZM70 254V253H69ZM78 254V253H77ZM100 254H102V251H100ZM119 254V253H118ZM117 254V255H118ZM121 254V253H120ZM162 254H165V253H162ZM176 254V253H175ZM207 254V253H206ZM220 254V253H219ZM235 254V253H234ZM240 254V253H239ZM242 254V253H241ZM246 254V253H245ZM28 255V254H27ZM56 255H57V253H56ZM76 255V254H75ZM79 255V254H78ZM81 255V254H80ZM103 255H106V254H103ZM142 255V254H141ZM160 255V254H159ZM171 255V254H170ZM178 255V254H177ZM185 255V254H184ZM247 255V254H246ZM245 255V256H246ZM261 255H263V254H261ZM18 256H20V255H18ZM22 256V255H21ZM31 256V255H30ZM36 256V255H35ZM47 256H49V255H47ZM87 256H88V254H87ZM90 256V255H89ZM89 256H88V258H89ZM102 256V255H101ZM110 256V255H109ZM131 256V255H130ZM136 256V255H135ZM143 256V255H142ZM149 256V255H148ZM212 256V255H211ZM248 256V255H247ZM252 256V255H251ZM5 257H7L6 255H5ZM52 257H53V255H52ZM82 257H83V255H82ZM81 257V258H82ZM84 257H85V255H84ZM125 257V256H124ZM137 257V256H136ZM150 257V256H149ZM156 257H157V255H156ZM162 256L160 255V258H161ZM192 257V256H191ZM200 257H202L201 255H200ZM207 257H208V255H207ZM218 257V256H217ZM250 257V256H249ZM249 257H247V258H249ZM253 257V256H252ZM25 258V257H24ZM58 258V257H57ZM63 258V257H62ZM79 258V257H78ZM100 258V257H99ZM102 258V257H101ZM100 258V259H101ZM110 258V257H109ZM115 258V257H114ZM133 258H134V256H133ZM166 258V257H165ZM170 258V257H169ZM172 258H174V257H172ZM178 258V257H177ZM180 258V257H179ZM190 258V257H189ZM242 258V257H241ZM245 258V257H244ZM258 258H260V257H258ZM264 258V257H263ZM262 258V259H263ZM9 259V258H8ZM7 259V260H8ZM20 259V258H19ZM45 259V258H44ZM49 259V258H48ZM73 259V258H72ZM143 259V258H142ZM146 259H148V258H146ZM145 259V260H146ZM150 259V258H149ZM168 259V258H167ZM209 259V258H208ZM1 260V259H0ZM6 260V259H5ZM4 260V261H5ZM28 260V259H27ZM64 260V259H63ZM69 260V259H68ZM67 260V261H68ZM81 260V259H80ZM86 260V259H85ZM93 260V259H92ZM105 260H106V258H105ZM104 260V261H105ZM108 260V259H107ZM122 260V259H121ZM127 260V259H126ZM134 260V259H133ZM136 260V259H135ZM158 260V259H157ZM171 260V259H170ZM188 260V259H187ZM200 260L202 261V259L200 258ZM249 260V259H248ZM251 260V259H250ZM258 260V259H257ZM3 261V260H2ZM3 261V262H4ZM9 261V260H8ZM42 261V260H41ZM67 261L65 262V264L67 263ZM75 261V260H74ZM73 261V262H74ZM89 261V260H88ZM94 261H96V260H94ZM99 261V260H98ZM101 261V260H100ZM103 261V262H104ZM114 261V260H113ZM138 261V260H137ZM136 261V262H137ZM148 261V260H147ZM146 261V262H147ZM151 261V260H150ZM164 261V260H163ZM167 261V260H166ZM204 261V260H203ZM240 262H241V260H239ZM40 262V261H39ZM43 263H44V261H42ZM61 262V261H60ZM63 262V261H62ZM77 262H79V260L77 261ZM93 262V261H92ZM108 262V261H107ZM142 262H144V261H142ZM145 262V263H146ZM218 262V261H217ZM245 262V261H244ZM247 262V261H246ZM14 263V262H13ZM27 263V262H26ZM89 263V262H88ZM138 263V262H137ZM171 262H169V264H170ZM192 263V262H191ZM248 263V262H247ZM250 263V262H249ZM30 264H32V263H30ZM34 264V263H33ZM37 264H39V263H37ZM49 264V263H48ZM55 264H57V263H55ZM62 264V263H61ZM83 264V263H82ZM94 264H96L95 262H94ZM99 264V263H98ZM106 264H108V263H106ZM126 264V263H125ZM149 264V263H148ZM152 264V263H151ZM168 264V263H167ZM187 264V263H186ZM253 264V263H252ZM261 264V263H260Z\"/></svg>",
    "mask_w": 264,
    "mask_h": 264
}]
</instances>
